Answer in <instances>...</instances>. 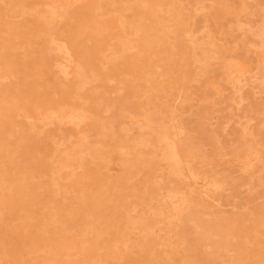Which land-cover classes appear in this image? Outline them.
Segmentation results:
<instances>
[{
    "label": "rangeland",
    "instance_id": "rangeland-1",
    "mask_svg": "<svg viewBox=\"0 0 264 264\" xmlns=\"http://www.w3.org/2000/svg\"><path fill=\"white\" fill-rule=\"evenodd\" d=\"M47 1L46 0H37V1L34 0L33 4H32V0H25L24 2L22 0L21 1L17 0V3H16V0H0V46L4 45V46L0 47V86H1L0 87L1 88L0 94H2V95H0V99H1L0 101H2L1 102L2 104L0 103V137H2L1 140L6 139L5 142H3L4 140L3 141L0 140V153L1 152L3 153L5 151L8 152V153L5 152L6 154L3 153L4 156H3V154H2V156L0 155V159H1L0 160V174L2 173L0 175V183H1V179H2V182L6 180L4 182V185H3V183H2V186L0 184V193H1L0 194V231L2 230L1 231L2 233L0 232V234H1L0 240L3 238L0 241V264H29V263L30 264H37V263L38 264H55V263L56 264H61V263L63 264V262H64V264H72V263L76 264V263H74L75 260H76V262L81 260L80 261L81 263L77 262V264L78 263L79 264H88V263L89 264H130V262H132V261L135 262L134 264H140L139 261L141 262V264H180V263L181 264H188V263L190 264V261H191V264H196V263L197 264H203L205 259L207 260L206 261L207 264H216V263H218V264H232V263L233 264L234 263L239 264V262L241 264H244L243 262H245L246 264H251L253 262V260H254V262H253L254 264H256L257 262L259 264H264V258H262L261 255H259L261 253H264V243H262L261 240H260V242L258 240V238H259V239H262V241H264V237H262V236H264V233H262V232H264V230H262V229H264V216H261V215H264V48H262V46H264V44H262V43H264V39H261L262 43H260L261 40L256 38V37H258L257 34H259V38H264V30H262V26H264V25L261 24V22L264 23V18H262V17H264V11H262V10H264V7H261V6H264V0H221V2H220V0H218L219 3L224 4V5L221 4L222 6L219 3H216V0H170V1L169 0H164V1L163 0H155V1L153 0V2L151 0H145V1L144 0H69V1L68 0H49L50 3H49V1L48 2ZM147 1H149V2L151 1V3L149 4V2H147ZM225 1L228 2L229 4L226 3ZM240 1H242V2H240ZM57 2L61 3V5L63 3L64 4L61 6ZM97 2H98V4H97ZM154 2H155V4H154ZM158 2L161 4H159ZM163 2H164V4H162ZM136 3L139 5H137ZM170 3H172V4H170ZM20 4H23V5H20ZM37 4L39 5V7ZM67 4H69V5H67ZM141 4L144 6L141 7ZM35 5H37V6L34 8ZM48 5L51 7H48ZM95 5L97 7L94 8L93 6H95ZM151 5H153V6H151ZM160 5H161V7H162V5H164V6L161 8ZM167 5H170V8ZM171 5H173V7H171ZM202 5H203V7H202ZM53 6H55V7H53ZM77 6L78 7L81 6L80 9L82 8L83 10L85 8H87V9H85L84 12L85 13L88 12L89 14L88 13H86V14H88L89 16L86 14H83V10L78 9ZM84 6H85V8H84ZM150 6L152 7V10H151ZM155 6H157L156 9H155ZM223 6L226 7L227 10ZM228 7H231V8L233 7L232 9H236V10L233 11L231 8H228ZM239 7L241 8L240 10L238 9ZM15 8L19 9V11H20V8L21 9L23 8L21 12H18V13H20V15L17 13L18 10ZM24 8H27L28 10L24 9ZM51 8H53L52 9L53 11H51ZM97 8L99 10H97ZM160 8L163 11L159 12ZM171 8L174 10H178L179 12L173 11ZM13 9L16 10V12H14ZM153 9H155L156 11H154ZM43 10H45V11H43ZM47 10H50V12H52V13L48 12ZM62 10H64L65 13L64 12L62 13ZM243 10H245V11L247 10L248 13L247 12L245 13V11H243ZM23 11L27 12V13L25 14ZM96 11L99 12V14ZM148 11H151V12H149L151 14V15L149 14V17L154 16V17H152V19H150V22L152 25L150 24V22H148L149 19L146 18V17H148V15H147ZM28 12H30V14L32 16L30 14H28ZM45 12H47L48 14ZM139 12H140V14H139ZM43 13H45L46 15ZM144 13H145V15H144ZM169 13H171V14H169ZM216 13H217V15H216ZM234 13H236V14H234ZM63 14H64V17H63ZM141 14H143V15H141ZM165 14L166 15L169 14L168 15L169 18L166 19ZM174 14L176 17L173 16ZM242 14H244V15H242ZM170 15L173 16V19L170 18V17H172ZM224 15H225V17H224ZM25 16L28 17V19ZM29 16L32 18H29ZM34 16H36L38 18H36ZM144 16H146V17H144ZM215 16L217 18L222 17V19H217ZM22 17H23V20L24 19L26 20L24 22H26L27 24H25L23 22V20L20 19ZM57 17H58V19H57ZM70 17L73 19H71ZM83 17H84V19H82ZM101 17H102V19H101ZM118 17H120V19H118ZM157 17H159V19ZM180 17L182 19L178 20V18H180ZM44 18L45 19L47 18V20H45ZM86 18H88V19H86ZM121 18H123L124 22H123V20H121ZM168 19H170L171 21H169ZM174 19H175V21H174ZM184 19H185V21H184ZM74 20L76 21V23ZM82 20H83V22H82ZM181 20H183V21H181ZM186 20H188V21H186ZM55 21H57L56 24H55ZM90 21L92 23L94 22L93 25H91L92 23L87 25V23H89ZM98 21L100 24L98 23ZM126 21H128L127 25L124 24V23H127ZM132 21H134V22H133V24H131V26L132 25L135 26L134 27L135 30L129 24V23H132ZM161 21L163 23H161ZM189 21H190V23H188ZM17 22H20V23H17ZM28 22L30 24L31 23L32 24L29 25ZM68 22H70V23H68ZM79 22L82 26H79L80 24L77 25V23H79ZM103 22L108 25V28H107V25H105ZM138 22L139 23L142 22L141 23L142 25L138 24ZM13 23H16L17 25L13 24ZM21 23H23V24H21ZM73 23H74V25H73ZM117 23H119V25ZM153 23H156L155 26ZM234 23H236V24H234ZM34 24H35V26H34ZM36 24H38L39 26L41 24V27H40L41 29ZM59 24H60V26H59ZM121 24H123V25H121ZM135 24L138 25V28L136 27L137 25H135ZM179 24H181V25H179ZM182 24H184V25H182ZM66 25H67V27H66ZM68 25H70L71 27ZM96 25H97V27H96ZM120 25H121V27H119ZM128 25L133 30L129 29ZM144 25H145V28H143ZM146 25L149 28H147ZM158 25L161 28V32H163L164 34L163 33H159L161 35L158 34V32H160V28L158 27ZM14 26L18 27V29ZM21 26H23L22 28L24 30L21 28ZM27 26H28L29 30L32 32L31 34H34V36L33 35H31L32 37L28 36V35H30V31L28 32ZM29 26H31V27H29ZM32 26H33V29L35 28V30H33V29L31 30ZM63 26H65V27H63ZM72 26H74L75 28L77 27V28L75 29ZM94 26L96 29H93ZM181 26H183V27H181ZM43 27H45V28H43ZM109 27H111V28H109ZM156 27H158V28H156ZM238 27H240V28H238ZM153 28H154V30L156 29L158 31L157 32L155 30L156 34L154 33L155 32L154 30H151ZM162 28H164V29H162ZM177 28H179V29H177ZM222 28H223V33H221ZM258 28H259V30H262V34H261V31L259 33ZM4 29L5 30L7 29L8 31L7 30L6 31L8 33L5 32ZM72 29H74L76 32L75 33L73 31V35H72V32H70V31H72ZM109 29H111L113 32H111V30H109ZM137 29H138V31H136ZM173 29H175L177 31H175ZM229 29H232V33H229V32H231V31H229ZM237 29H239V30H237ZM251 29H253V31H251ZM17 30L18 31L21 30L22 33L19 31L21 33V35H20V33H18ZM37 30H40V31H37ZM80 30L85 35L84 39L85 40L87 39L86 41L83 40V38H82L83 35H82V32H80ZM95 30L97 31V33L95 32ZM142 30H144L143 31L144 33L142 32ZM145 30H146V33H145ZM147 30H148V32H147ZM182 30H184V31H182ZM190 30H191V32H190ZM98 31H100L101 34L103 33L100 37L98 36V35H100L98 33ZM105 31H107V32L105 33ZM120 31L122 33L124 32L123 35ZM180 31L182 32V34ZM187 31H189V33H191V34H188ZM23 32H24V34H23ZM69 32L71 35L69 34ZM79 32H80V35H82L81 37L79 35ZM165 32H167V33H165ZM212 32H213V34H212ZM224 32H228V33H224ZM252 32H254V33H252ZM44 33H48V35L47 34L45 35ZM67 33H68V35H66ZM95 33H96V35H95ZM139 33H140V35H139ZM186 33H187V35H186ZM219 33H221L222 35H219ZM18 34L20 35V37H18L19 36ZM39 34H41V35H39ZM110 34H111V36L114 34V37L116 35H119L120 37L118 39V36H116L118 40L113 39L114 37H110L112 39V41H111L108 37V36H110ZM126 34H127V36H126ZM146 34H147V36L150 35V37L147 38ZM154 34H155V37L157 35L158 36L155 38ZM165 34H167V36H169L168 39H167ZM180 34L182 37L180 36ZM184 34H185V36H184ZM208 34L210 35V37H208L209 36ZM254 34H255V36H254ZM36 35H38V36H36ZM61 35L62 36L65 35L64 37H66L68 41L66 40V38L65 39L62 38ZM88 35H89V38H88ZM164 35H165V37H164ZM73 36H75V38ZM96 36H98L99 38ZM122 36H124L126 39H124V37H122ZM128 36H129V38H128ZM131 36H134V37L130 38ZM135 36H137V37H135ZM173 36H175V39L173 38ZM179 36L181 37L180 39H179ZM222 36H223V38H222ZM39 37H40V39H39ZM77 37H79V38L76 39ZM91 37H94V38H91ZM142 37H144V39ZM176 37L179 40H177ZM2 38L4 39L5 44H4V41ZM10 38H12V39H10ZM26 38L29 41L26 40ZM80 38L82 39V42H80L81 41ZM95 38H97V39H95ZM18 39L21 40V42L17 41ZM90 39L91 40L95 39V40L94 41L92 40L93 41L92 42ZM170 39H172V41ZM223 39H224V42H223ZM34 40L36 41L35 43H33ZM74 40L76 41V43L73 42ZM164 40H165V42H164ZM166 40L167 41L169 40L168 41L169 43ZM193 40L196 41V43ZM209 40H212V41H209ZM6 41H7V43H6ZM11 41L13 43H15V42L16 43L12 44ZM22 41H24V42L22 43ZM98 41L99 42L101 41V42L98 43ZM109 41H111L112 45H110ZM120 41L122 42V44ZM129 41H130V43L128 44ZM136 41L139 43H137ZM173 41L174 42L176 41L178 43H176V45H174L175 43ZM186 41H188V43H186ZM57 42H58V44H57ZM161 42L164 43L165 46H163L164 44H162ZM209 42H210V45H209ZM218 42L220 45L222 44L223 46H220L218 44ZM8 43H9V46L6 45ZM124 43H126L129 46H126V44H124ZM190 43H191V45H190ZM192 43L197 44V45H194L196 48L192 45ZM211 43H214L215 45L214 44L211 45ZM33 44H35L34 48H33V46L30 47ZM67 44H68V46H67ZM137 44H139L140 46ZM169 44H171V45H169ZM260 44H262V45H260ZM13 45H15V47ZM16 45H19V46L16 47ZM45 45H46V47H45ZM101 45L103 46V48L106 51L103 50ZM186 45H187V47L189 46L191 48H186L185 47ZM109 46H111V47L109 48ZM113 46H115V47H113ZM125 46H126L127 51L125 50ZM169 46L170 47L172 46L171 47L172 50L170 49ZM173 46H175V47H173ZM28 47H30V48H28ZM41 47H42V50H41ZM106 47H107V49H106ZM119 47H121V48L119 49ZM129 47L131 48V50ZM135 47L138 49H135ZM147 47H148V49L150 47H152V48H150L148 50ZM256 47H257V50H256ZM4 48H6L7 52L4 50ZM31 48H33L32 49V50H34L33 52H31ZM78 48H80V50ZM100 48H102V50H100ZM142 48H144V50ZM153 48L154 49L157 48V49L154 50ZM158 48H160V49H158ZM192 48H194V49L192 50ZM203 48H205V49L203 50ZM212 48H213V50H212L213 53L211 52ZM109 49H111L110 50L111 52L109 51ZM116 49H117V51H116ZM151 49H153L156 52H154L153 50L150 51ZM27 50H28V52H26ZM112 50L113 51L115 50L116 52L114 53V52H112ZM119 50L122 52V55H121V52ZM136 50H138V53ZM139 50H140V52L142 51L143 53L142 52L140 53ZM165 50L167 53H165ZM170 50L172 52V55H171ZM189 50H191V51H189ZM204 51L207 54L210 53V56H205L206 54H203ZM75 52H78V53H75ZM104 52H105V54H104ZM147 52L148 53L150 52V53L148 54ZM190 52H191V55L189 54ZM127 53H129V55ZM130 53H132V55ZM160 53H163V54H160ZM186 53H188V54H186ZM196 53H197V55H196ZM24 54H26V56ZM33 54H35V55H33ZM85 54H87V55H85ZM109 54H110V56L111 55L112 56L110 57ZM113 54H114V57H113ZM116 54L118 55V57H116V59H111L112 57L115 58V56H117ZM151 54L152 55L156 54L155 55L156 57L152 56ZM165 54H167L170 57H168V56L166 57ZM181 54H183V55L185 54L186 56L185 55L182 56ZM198 54H199V56H198ZM50 55L53 58H50ZM139 55H140V57H138ZM147 55L148 56L150 55L152 57L149 56V58L148 57L145 58V56H147ZM160 55H162V56H160ZM193 55H194V57H192ZM200 55L203 56V58L206 57V59L207 58L210 60L212 58H215V59H213L211 61L210 60L208 61V59L202 60V57H200ZM85 56H86V58H85ZM143 56H144V58H143ZM158 56L163 57L161 60L162 62L159 61ZM108 57H109V60H108ZM171 57H173L174 59ZM189 57L191 59L194 58L197 60L196 61H194V59L191 60ZM22 58H23V60H22ZM29 58L31 59L32 62L30 61ZM118 58H121V59H119L120 61L118 60ZM130 58H132L131 61H130ZM137 58H139V59L137 60ZM150 58H152V59H150ZM157 58H158V64L156 62ZM14 59H15V61H14ZM39 59H40V61H39ZM106 59L110 63L108 61H106ZM124 59H126V61H124ZM147 59H148V62H147ZM233 59H234V61H233ZM16 60L17 61L19 60V61L17 62ZM100 60H102V61H100ZM127 60H129L130 62H128ZM139 60L140 61L144 60V61H143V63L142 62L140 63ZM27 61H29L28 65L31 64V66L26 65ZM197 61H198V63L196 64ZM103 62H105V64ZM125 62H128V63H125ZM131 62H133V64ZM145 62H146V64L151 63V65L148 64V67L149 68L151 67L150 68L151 71H152V67H153L154 63L158 67L160 66L159 69H163V70L160 71L158 69V67L157 66L155 67V65H154L153 68L156 69L155 72L160 71L159 72L160 74L157 72L154 73V71L151 72L152 73L151 74L148 72L150 70L147 67V65L145 64ZM203 62H204V64L202 65ZM38 63H39V65H38ZM43 63L46 66L43 65ZM54 63H55V65H54ZM160 63L162 65H163V63H165V65H167V66L166 67H165V65L162 66ZM242 63H245V64L243 65ZM3 64H5V66H3ZM13 64H14V66H12ZM101 64L103 67H105L103 70L101 69ZM109 64H110V66H109ZM128 64H129V66H127ZM192 64H193V66H192ZM199 64H200V67H199ZM21 65H23V66H21ZM37 65H38V67H36ZM171 65L174 67H172ZM201 65H202V67H201ZM11 66H12V68H11ZM170 66H171V68H170ZM52 67H55V68H52ZM137 67H138V69H137ZM203 67H204V69L205 68H207V69L203 70ZM28 68H32V69L29 70ZM125 68L128 71V73L125 70ZM194 68H196L198 70L196 71V69H194ZM243 68H244V70H243ZM26 69H28V70H26ZM122 69H124V70L122 71ZM170 69H171L172 75L170 74ZM200 69H202L204 72ZM245 69H246V71H245ZM135 70L139 71V73L138 72L136 73ZM188 70H190V71L188 72ZM224 70H226V71H224ZM91 71L93 73H91ZM111 71L114 73H112ZM163 71L164 72L166 71V73H167V74L163 73L165 76L162 75ZM176 71L177 72L179 71V75H177V76L174 75V74H178ZM115 72H117V73L115 74ZM130 72H132L134 74L132 75V73H130ZM199 72L201 73L200 74L201 76L199 75ZM226 72H228V74H226ZM81 73L83 74V76L81 75V77H80ZM135 73H136V75H135ZM191 73H194V74H191ZM195 73L199 77H195V76H197ZM86 74L88 77L86 76ZM94 74H96V75H94ZM110 74H112V75L114 74V77L112 75L110 76L111 78L108 77V75H110ZM121 74H123L124 76L122 75L120 77L119 75H121ZM184 74H187L189 76L187 77ZM202 74L206 80L203 78ZM238 74H240L241 76H238ZM90 75H94V76L91 77ZM98 75H99L100 79L98 78ZM128 75H131V77ZM152 75L154 76L153 78H152ZM161 75L163 76L162 78H161ZM104 76H107V77H104ZM136 76H137L138 80H137ZM145 76H147V78ZM40 77H44L45 81H44V78H40ZM51 77H52V79H51ZM118 77L119 78L124 77V78H122V80L124 81V79H125L126 81L123 82ZM148 77L151 78L152 81ZM190 77L192 79L193 78L194 79L192 80ZM31 78H32V80H31ZM38 78H39V80H38ZM101 78H102V80H101ZM141 78H142V80H144V78H146V79L144 81H142ZM172 78H173V80H171ZM195 78L198 80H196ZM224 78H226V79H224ZM232 78H233V80H232ZM83 79H85L84 81L89 80V82H91V83L88 82L89 85L85 84ZM134 79L138 82H136ZM2 80H3V82H2ZM46 80H47V82H46ZM76 80H77V82H76ZM149 80L151 81L150 83H149ZM157 80H159V81H157ZM166 80H167V82H164V86H163V90H162L161 85H163V81H166ZM188 80H189V83H188ZM87 81H86V83H87ZM92 81H93V83H92ZM96 81H98L99 84H97ZM172 81L175 84L172 83ZM206 81H208V82H206ZM168 82H170L171 84ZM209 82H211V83H209ZM4 83H5V86H4ZM46 83H47V86H46ZM205 83H207L206 86H205ZM19 84H20V87L17 86ZM37 84H38V86H36ZM92 84H94V85H92ZM136 84L137 85L140 84V85L137 86ZM165 84L166 85L168 84V85L166 86ZM85 85H87V87H85ZM124 85L126 86L127 89L125 88ZM112 86H113V88H112ZM147 86L148 87L150 86V87L148 88ZM170 86L172 88H170ZM179 86H182V87H179ZM237 86H239V87H237ZM29 87H30V89H29ZM36 87H38V88H36ZM103 87H105V88L103 89ZM136 87H139V90L142 92V94H140L141 92ZM159 87L161 89H159ZM175 87L176 88L178 87V89H176L177 91L175 90ZM132 88H133V91H132ZM164 88H165V90H164ZM167 88H168V90H167ZM83 89H84V91H82ZM93 89H94V91L96 89L97 92H94ZM130 89H131V91H130ZM27 90H28V92H27ZM144 90H145V92H143ZM171 90H172V92H171ZM184 90H186L187 93H185L186 91H184ZM149 91H150V93H149ZM117 92H119V93H117ZM126 92L131 93L130 94L131 96H129V93H126ZM27 93H28V95L26 96ZM99 93H102L103 95L102 94L99 95ZM186 94H187V96H186ZM3 95H5L6 97ZM75 96H77V97H75ZM128 96H129V99H128ZM144 96H147V98H149V99L144 98ZM99 97H100V99H98ZM2 98H3V100H2ZM79 98L80 99L84 98V99L80 100ZM88 98L90 99L89 101H88ZM106 98H108V100ZM184 98L186 100L188 99V101H185ZM134 99L140 100L141 103L138 102L137 100H134ZM46 100L49 101V102L47 101L49 104L46 102ZM86 100H87V102H86ZM119 100H121V102L123 101L122 102L123 104L122 103L120 104ZM127 100H128V103H127ZM145 100L146 101L148 100V101L146 102ZM41 101L42 102L45 101L44 104ZM69 101H71V103ZM104 101L106 103H104ZM3 102H4V104H3ZM95 102L98 103L99 105L103 104V106L101 105L102 108L99 106V108H100L99 109L97 106L98 104H96ZM117 102L120 105L119 104L115 105V104H117ZM68 103H69V105H67ZM72 103H73V105H72ZM107 103H109L108 104L109 106L107 105ZM129 103H130V105H129ZM142 103H144V104H142ZM10 104H12V106ZM104 104H106V105H104ZM124 104L126 106L127 105L128 106L126 107ZM89 105L92 108H90ZM121 105L124 108L126 107V111L123 110L124 108ZM35 106L37 109L35 108ZM45 106L48 109H46ZM49 106H50V108H49ZM58 106H60V107H58ZM104 106H107V107L104 108ZM115 106H117V107H115ZM134 106L137 109H134L135 108ZM61 107H62V109H61ZM87 107H88V109H87ZM132 107H133V110H132ZM83 108H84V111H82ZM117 108H118L119 112H118V110L116 111ZM127 108L129 111L127 110ZM85 109H87L86 112H85ZM17 110H19V112ZM55 110H57L58 112ZM97 110H99V111L101 110V112H99ZM141 110L143 112H141ZM46 111L48 113L49 112L50 113L48 114ZM109 111H111V112H109ZM75 112L77 114H79V116ZM90 112L91 113L93 112L94 114L90 115ZM96 112L98 114H95ZM121 112H123V114ZM127 112H128V114H127ZM132 112H134V114H136V115H134ZM60 113H62V115ZM110 113H112V114H110ZM114 113L116 114V116ZM130 113H132L134 116L132 115L130 117V115H131ZM55 114H57L56 118L54 117ZM63 114H64V116H63ZM108 114L111 116V118ZM42 115H44V116L41 117ZM67 115H68V118H67ZM81 115H82V118H81ZM92 115H93V117H92ZM98 115L103 116V118L106 116L107 117L102 119L101 117L99 118ZM127 115H129V116H127ZM15 116H18V118ZM112 116H113V119H112ZM137 116H140V117H137ZM13 117H15V118H13ZM52 117H53V119H52ZM118 117H120V118H118ZM132 117L137 119V120L135 121L134 119H132ZM3 118H5V119H3ZM25 118H27V119H25ZM165 118H166V120H165ZM39 119H40V121H39ZM45 119L49 122H53L54 124L53 123L50 124ZM56 119H60V120H56ZM82 119H84V120H82ZM149 119L153 120L155 122L152 121L150 124V123H148V122H150ZM159 119H160V121H159ZM54 120H56V121H54ZM90 120H92V121H90ZM103 120H104V123L106 122L105 126L103 125L104 124ZM145 120H147L148 122ZM7 121L9 122V124ZM138 121H139V123L142 122L143 124L140 123L141 124L140 125L138 123ZM10 122H12V124ZM56 122H58V123L60 122L61 124L59 123L60 124L59 125ZM63 122H64V124H63ZM114 122L118 123V124H115ZM145 122H147V124H145ZM80 123L83 125H81ZM154 123H156V124H154ZM70 124H72V126ZM113 124H115V125H113ZM148 124H150V127ZM31 125L33 127L35 126L36 130L34 128H32ZM57 125H58V127H57ZM84 126H87V127L89 126V127L87 128ZM115 126H116V128H115ZM29 127H31L32 129ZM59 127H61V128H59ZM96 127H99V128H96ZM118 127H119V129H118ZM125 127H127L128 130H127V128L125 129ZM57 128H59V131L57 130ZM68 128H69V130H68ZM113 128H114V130H113ZM155 128H157V129H155ZM33 129H34L36 134L33 133L34 132ZM61 129H62V131H61ZM75 129H79V130H75ZM85 130H87V131H85ZM180 130L182 133L180 132ZM80 131L82 133H80ZM83 131H85V132H83ZM115 131H117V132H115ZM56 132L60 133V135L57 134ZM86 132H88V133L86 134ZM136 132L139 133L140 135L138 134L139 135L138 136ZM3 133H6V134L3 135ZM32 133L37 135L38 137L35 135L33 136ZM65 133H67V134H65ZM118 133L120 134V136L118 135ZM149 133H151V134H149ZM154 133L155 134L159 133L158 138H157V135H155ZM11 134H14V135H11ZM23 134H25V135H23ZM64 134H65V137H66V135L68 136L66 138L64 137L65 139L63 138ZM76 134H77V136H76ZM122 134L126 135L127 137L122 135ZM57 135H59L60 137ZM94 135H95V137H94ZM173 135L175 137H173ZM5 136H6V138H3ZM69 136H71V137H69ZM86 136H87V138H86ZM128 136H130V137H128ZM8 137H10V138H8ZM30 137H31V140L29 139ZM93 137H94V140L92 142L91 139H93ZM133 137H135V138H133ZM18 138H19V140H17ZM20 138L23 140V141L21 140L22 142L20 141ZM124 138H125V140H123ZM159 138L161 139V141H159L160 140ZM162 138L165 140L162 141ZM182 138H183V140H181ZM57 139H59V140H57ZM87 139H88V143H86ZM128 139H130V140L128 141ZM131 139H133L134 141L132 140L133 142H131ZM32 140H34V141H32ZM60 140H62L63 142ZM80 140H82L81 141L82 143H79L80 144V147H79V144H77V143L80 142ZM83 140L89 146H86L85 143H83ZM121 140H123V141H121ZM146 140H148V142ZM56 141H58V142H56ZM68 141L70 144L68 143ZM98 141H100V142H98ZM154 141H156V142H154ZM180 141H183V142L181 143ZM8 142H10L12 145L10 146V144H8ZM95 142H98L97 143L98 145L101 143V147H100V145H99V147H95V146H98L97 144L94 145ZM110 142H112L111 145H113L114 148H113V146L110 145ZM1 143L3 144V146ZM5 143H6V146H4ZM32 143H34L35 146L37 145L39 148H37V146L34 147V145H32ZM54 143L57 146H55ZM58 143H59V145H58ZM75 143H76V145H75ZM104 143H106L108 146L110 145V147H112L113 149H110V147L106 148ZM180 143L183 145L181 146ZM150 144H152V145L150 146ZM28 145L31 148L30 147L28 148ZM43 145L44 146L46 145L47 148L44 147L43 151H40V148L42 150ZM116 145H118V147ZM163 145L164 146L166 145V147H164ZM184 145H186V146L184 147ZM1 146H2V148H1ZM81 146L83 147L82 150H81ZM85 146H86V148H85ZM92 146H94V147H92ZM102 146H104V147H102ZM16 147L17 148L19 147L18 150L16 149ZM21 147H25V149L21 148ZM49 147L52 148L53 150L52 149L50 150ZM67 148H68V152L66 151ZM70 148H72V149H70ZM84 148H85V152L83 150ZM101 148L103 150H105V152ZM8 149H10V150H8ZM38 149H39V152H38ZM57 149L59 150L58 151L59 153L55 151ZM61 149L62 150L66 149L65 153H68V155L62 154L63 152H60ZM136 149H138L137 152H136ZM187 149L191 151L190 154H192V155H190V157H189V151H187ZM32 150L35 154H33V152H31ZM69 150H74V151H69ZM89 150L90 151L93 150V152H94V150H96L97 152L100 150V152L97 153L95 151L94 154L95 153L96 154L94 155L93 152H91L89 154L88 153ZM167 150H168V152L170 151L169 154H168ZM11 151H12V153H11ZM44 151H45V154H44ZM101 151H103L105 154ZM142 151H145V152H142ZM171 151H172V153H171ZM23 152H25L24 156L21 155V153L23 154ZM48 152L50 154H48ZM75 152H76V154L77 153L78 154L76 156L74 155L75 157H71V155L73 156V154H75ZM160 152H162V154ZM183 152H184V154H183ZM15 153H17V154H15ZM37 153L39 155H36ZM51 153H52V155H51ZM138 153H140V155L142 153V155L140 156ZM11 154H12V156L14 154L15 155L12 157ZM46 154H48L49 156L47 157ZM79 154L81 156H83L86 160L88 158L87 161L85 159H83V157L80 158V162H82V161L86 162V163L82 164L81 166L79 165L81 163L78 162L79 157H81V156H79ZM98 154L100 155V157ZM171 154H174V155H171ZM29 155H31V156H29ZM40 155L42 158L40 157ZM57 155H58V158H57ZM64 155L65 156L67 155V157H65ZM88 155L89 156L91 155V156L89 157ZM10 156L13 160L10 158ZM27 156L30 158H28ZM68 156H70V157L68 158ZM77 156H79V157H77ZM86 156H87V158H86ZM104 156L106 157V161H107L108 165L105 164L106 161H104V162L102 161L105 158ZM123 156H125L127 158H125ZM172 156H174V157H172ZM3 157H4V159H3ZM59 157H60V159H61V157H63L64 159L63 160L61 159L62 160L61 161L59 159ZM120 157L123 159V161ZM132 157L135 158V160ZM140 157H141V159H140ZM183 157H184V159H183ZM130 158L132 160H130ZM185 158H187V159H185ZM8 159H10V161ZM94 159H95V161H94ZM158 159H160V161ZM23 160H24V162H23ZM66 160H67V163H66ZM142 160H143V162L146 161V163H142V162L139 163L138 162V161H142ZM30 161H32V162H30ZM46 161H48V162H46ZM118 161H120L119 162L120 164L116 163ZM154 161H156V163H153ZM51 162L53 163V166L55 164H56L55 166L58 165L57 166L58 168L55 166L53 167ZM54 162H55V164H54ZM20 163H21V165H20ZM70 163H72V164H70ZM7 164L9 165V167ZM44 164H45V166H44ZM61 164H64L65 166H63ZM86 164L87 165L90 164L89 167ZM134 164H135V167H134ZM156 164L158 167L156 166ZM38 165L39 166L41 165V166L39 167ZM48 165H49V167L47 168ZM59 165L61 166V168ZM72 165H73V167H72ZM77 165L80 167H78ZM83 165H84V167L82 170ZM97 165L100 167V171L102 174L100 173L99 167ZM127 165L128 166L130 165V167H128ZM23 166H26L24 168L25 174L23 173ZM66 166H68L67 170H66ZM154 166H155V168H154ZM186 166H188V167H186ZM193 166L195 167V169ZM44 167H45V169H44ZM63 167H65V168H63ZM126 167H128V168H126ZM175 167L176 168L179 167V168L175 169ZM182 167L185 169H183ZM41 168H42V170H41ZM94 168H97V174L95 173L96 169H94ZM158 168H160V169L158 170ZM180 168L183 170H181ZM186 168L188 169V171ZM16 169L19 173L16 171ZM56 169H60V170H56ZM155 169H157V170H155ZM12 170H13V172L11 173ZM27 170H28V172H27ZM55 170H56V172H54ZM71 170H73L74 172ZM92 170H93V172H92ZM154 170L157 172H155ZM193 170H194V172H193ZM30 171L32 173H30ZM76 171L77 172L79 171L78 174ZM83 171L86 174H84ZM89 171L91 172V174L89 173ZM152 171H154V172H152ZM181 171H183V173ZM189 171L193 172V174ZM126 172H127V174H126ZM140 172H143V173H140ZM186 172L188 174H186ZM5 173H6V176H4ZM14 173H16V175ZM27 173H30V174H27ZM44 173L47 175V178H45L46 175L42 176V175H44ZM59 173L61 175L63 174V176H61V175H59V176L55 175L54 176L53 175V174H59ZM92 173H94V175ZM117 173H119L120 175L119 174L117 175ZM33 174H36V175H33ZM50 174L52 176H54L55 178H57V176L60 177V179H57L58 183H55V184L53 183L54 182L53 180L55 178L52 180L51 179L52 176ZM67 174H69V177ZM87 174L90 177H92L93 180H90V178L88 179ZM142 174H143V176H142ZM184 174H186V176ZM190 174H192V175H190ZM12 175H14V176H12ZM48 175L51 177H49ZM79 175L80 176L82 175V177H80ZM83 175L86 178H84ZM114 175L117 176L118 178L115 177ZM168 175H171V176L168 177ZM188 175L190 178L188 177ZM3 176H4V178H3ZM73 176H75V177H73ZM77 176H79V177H77ZM124 176H125V178H124ZM193 176H194V178H193ZM15 177H16V179H15ZM18 177H20V178L18 179ZM38 177H39V180H38ZM112 177L117 178L118 181L117 180L115 181V179L113 180ZM136 177H137V179H136ZM23 178L25 180H29V181H25ZM40 178H41V180H40ZM42 178H45V179L42 180ZM75 178H77V180ZM111 178H112V180H111ZM133 178L135 179L134 181L132 180ZM178 178H179V181L177 180ZM22 179L25 182H23ZM67 179L68 180L70 179V180L68 181ZM72 179L73 180L75 179L77 181V183L75 182V184H76L75 186H74V182H72L73 181ZM86 179H88V180H86ZM94 179H95V181H94ZM10 180H11V182H10ZM18 180L19 181L21 180V181L19 182ZM82 180H84L85 182L87 181L91 185L88 184L87 182L84 183ZM109 180H111V181H109ZM127 180L128 181L130 180V181L128 182ZM51 181H53V182H51ZM63 181H64V183H63ZM66 181L70 182L69 183L70 186L69 185L66 186V184H68ZM112 181H114V183ZM15 182H16V184H15ZM22 182L25 183V185ZM40 182H42V183L40 184ZM47 182L50 183L49 186H50V189L52 191L50 189H48L49 186H48ZM71 182H72V184H71ZM93 182L96 183L97 185H95ZM125 182H126V185H125ZM130 182L132 184H130ZM145 182L148 184H146ZM180 182H182L181 185H180ZM27 183H28L29 188L27 187ZM29 183H30V186H29ZM43 183L46 185H44ZM78 183H80V185H82V186L84 185V186L82 187ZM8 184H9V186H8ZM21 184H22V186H20ZM128 184H130V185H128ZM137 184H138V186H137ZM33 185H34V187H33ZM64 185L66 188H64ZM85 185L88 187L89 186H91V187H89V189H88V187L86 188ZM104 185H105V187H104ZM121 185L123 188L121 187ZM23 186H25V187H23ZM31 186L34 189L36 188V190L38 189L37 191H39V190L40 191L39 192H37L36 190L34 191V189H32ZM39 186L40 187L43 186V187H41L42 189H40ZM78 186L82 187V188H79ZM96 186H98V188ZM99 186L103 187L104 189H102ZM117 186L118 187L120 186L121 188L120 187L118 188ZM143 186L145 187V189ZM4 187H7V188H5L6 191L4 190ZM13 187H15V188H13ZM20 187H21V189H23L22 191L19 190L21 195H20L19 191L17 190V188L20 189ZM57 187H59V189ZM107 187H109L108 190H107ZM116 187H117V189H116ZM129 187L131 189L130 192L128 191ZM24 188L26 190H24ZM136 188H137V191H136ZM159 188H161V189H159ZM13 189H15V190H13ZM54 189L56 191H58V193L54 194V192H56V191H53ZM85 189H86V191H85ZM132 189H134V190H132ZM142 189H143V191H142ZM60 190L61 191L65 190L66 193L64 191L61 193ZM74 190L77 192L79 191L78 194H76V192H74ZM104 190H107L106 194L103 192L105 195H102L103 194L102 191H104ZM46 191H47V193H46ZM135 191H136V193H135ZM36 192H37V194H36ZM50 192L51 193L53 192L52 194L55 198L53 196H51V197L49 196V195H52ZM137 192H139V195ZM140 192H142L143 194L142 193L140 194ZM34 193H35V196H34ZM48 193H50V194H48ZM59 193H61V195H58ZM73 193H74V199L72 198ZM109 193H110V195H109ZM75 194H76V196H75ZM85 194H87V195H85ZM117 194H119V195H117ZM134 194H136V195H134ZM14 195H15V197H14ZM29 195H31V197H29ZM88 195H89V197H88ZM131 195H132V197H131ZM184 195H186V196H184ZM60 196L62 198H60ZM63 196L66 198L67 202L65 199L63 200V198H64ZM108 196H109V198H108ZM125 196H127L128 198L131 197L132 201L129 200ZM137 196H139V197L141 196L140 198H141L142 202L140 201V198H138ZM33 197H35V199H34L35 202L32 201ZM97 197L99 199H97ZM104 197H105V199H104ZM12 198L14 199V201H12ZM15 198H18V199H15ZM113 198H114V200H112ZM133 198L135 199L134 201H133ZM29 199L32 201V203H30L31 201ZM41 199L43 201H40ZM57 199L60 200V202H58ZM70 199H71V202H70ZM179 199H182V200H180V203H183L182 205L179 204ZM185 199H186V201H185ZM53 200L54 201L56 200L55 203ZM97 200L99 202H97ZM144 200L147 203H145V202L143 203ZM148 200H150V201L148 202ZM9 201H10L11 206L8 205ZM72 201H74V203L75 202H77V203L74 204ZM19 202H23V203H19ZM64 202H66V203H64ZM87 202H88V204H87ZM130 202H132V203H130ZM140 202H141V204H140ZM69 203H72L71 206H69ZM102 203H103V205H102ZM120 203H122V204L120 205ZM128 203H130V204H128ZM137 203H139V204H137ZM20 204H22L20 206L21 209L19 207ZM30 204H32V206ZM45 204H47V205L50 204V205L46 206ZM54 204H56V205H54ZM59 204H61V205L58 206ZM85 204H87L89 207L85 206V209H84ZM134 204H136L137 206ZM80 205H82V208L78 209V206L81 207ZM109 205H111L110 208H108ZM129 205H130V207H129ZM188 205H190L191 207ZM8 206L11 208L9 209ZM57 206L59 207L58 209H57ZM62 206H63V208H62ZM258 206H260L259 209H258ZM64 207H66V208H64ZM95 207H96V210L93 211V209H95ZM177 207L181 210V212H180V210H177L178 209ZM68 208H70V210ZM131 208H133V209L130 211ZM189 208L192 210H190ZM42 209H44L45 211ZM194 209H196V212H194L195 211ZM255 209H257V210H255ZM9 210H10V212L11 211L12 212L10 213ZM60 210H61V212H60ZM65 210H66V212H64ZM125 210L128 213H125ZM251 210H253L254 212ZM22 211H24V212H22ZM52 211L54 212V214H51ZM185 211L187 213H185ZM205 211H206V213H205ZM114 212H117V213H115L117 216L114 214ZM121 212H122V214H120ZM18 213H20V214H18ZM67 213H70V214H67ZM83 213H84V217H83ZM94 213H95V215H94ZM198 213L199 214L201 213L200 215H202V216H200ZM9 214L11 215V217H9L10 216ZM91 214L94 216H92V217L89 216ZM166 214H168V216H166ZM190 214L192 215V218L190 217L191 216ZM212 214H213V216H212ZM12 215H14V216H12ZM40 215H41V219H44L45 221L39 219ZM43 215H44V217H43ZM56 215H58V216H56ZM114 215H115V217H114ZM119 215H123V216H119ZM196 215L197 216L199 215L198 217L201 218L202 220L198 219V217ZM214 215H216L217 218H215L216 216L214 217ZM232 215L234 217H232ZM6 216H8V217H6ZM19 216H20V218H19ZM118 216H119V218H118ZM138 216H140L142 220L140 219V217L138 218ZM142 216L145 218H142ZM164 216H166V218ZM171 216H173L174 219H173V217L171 219ZM240 216H242L243 219ZM111 217H113V218H111ZM169 217H170V219H169ZM244 217H246L247 219ZM48 218H49V220L50 219L51 220L48 221ZM55 218H56V220H55ZM73 218L75 220H73ZM89 218L90 219L94 218V219L90 220ZM152 218H153V220H152ZM177 218H179V219L177 220ZM210 218H212V219L214 218L212 220L213 222H211ZM4 219H6L5 220L6 222L4 221ZM7 219L9 222L7 221ZM17 219H19V220H17ZM106 219H108V220L106 221ZM122 219H124V220H122ZM129 219L130 220L132 219L131 221L133 224H130L131 221ZM145 219L149 222L155 220L153 222L154 224L152 222L149 223L150 225H152L150 227V225L148 224V222ZM168 219H169V221H168ZM80 220H81V223H80ZM88 220H89V222H88ZM135 220H137V221H135ZM138 220H140V221H138ZM188 220H190V221H188ZM216 220L219 221V222L217 221L219 223L218 225H217ZM241 220H243V221H241ZM245 220L247 222L248 221L251 222V224L250 223H249L250 225L247 224V222ZM145 221H146V224H145ZM156 221H158V222H156ZM176 221L181 222V223L179 224ZM221 221H222V223H221ZM224 221H226L227 223H229V221H230L231 224L229 223L227 225L226 222H225L226 224H224L223 223ZM47 222H49V224ZM83 222L85 223L84 227L82 225ZM120 222H121V224H120ZM136 222L137 223L139 222V225L136 224ZM193 222H194V224H193ZM201 222H202V224H201ZM233 222L235 224H233ZM236 222H238V223H236ZM255 222H256V224H255ZM50 223H51V225H50ZM71 223H73V224H71ZM90 223H92V224H90ZM128 223L130 224V226ZM143 223H144V226H143ZM207 223H209L210 227H208ZM244 223H246L247 225ZM2 224H3V227H1ZM46 224H48V227ZM58 224L60 225V227ZM62 224L65 226V228H63L64 226ZM105 224H107V225H105ZM115 224H117V225H115ZM222 224L225 226L223 227ZM242 224H243V227H242ZM92 225L93 226L95 225V226L93 227ZM119 225H120V227H119ZM231 225H234V226H231ZM8 226H10V227H8ZM142 226H143V228H142ZM213 226L214 227L216 226L215 228L218 231H214L215 228ZM227 226L229 227V229ZM11 227H12V229H14V228L15 229L11 230ZM18 227H19V230L17 229ZM174 227H175V229H174ZM196 227H198L200 229H198ZM204 227H206V228H204ZM211 227H212L213 231L211 230ZM66 228H68V229H66ZM69 228H72L71 233H70L71 229H69ZM73 228L76 231H74ZM139 228L142 229V232H140ZM207 228H210L209 230L211 231L212 234L211 233L209 234L210 231ZM222 228H226L229 230L228 231L229 235L227 237H226L227 232L225 233L223 231L226 229H222ZM80 229H82V230H80ZM103 229H104V231H103ZM127 229H129V231ZM143 229H145V230H143ZM238 229H239V231H238ZM258 229H260V231ZM64 230H66L67 233H69V234L65 233L66 231L64 232ZM132 230H133V232H131ZM134 230H136V231H134ZM236 230H237V232H236ZM207 231H208V233H206ZM44 232H45V234L43 235ZM61 232L63 234H61ZM84 232H86V233H84ZM150 232H151V234H149ZM174 232H175L176 236L174 235ZM193 232H197V235H195L196 233H193ZM202 232L204 233V235ZM213 232H215V234ZM230 232L234 236L233 235L231 236ZM251 232L253 235L251 234ZM142 233H144L145 235ZM216 233H217V235H216ZM239 233H241V234H239ZM13 234H15L16 236ZM30 234H32V235H30ZM47 234H48V236H47ZM53 234H54V236H53ZM84 234L87 235L88 237L85 236ZM198 234L199 235L201 234V235L199 236ZM205 234L207 236V239L208 238L211 239V240L209 239V242L211 241L210 243H212L214 241V239L216 240L211 244L212 247L208 245L209 243H208V240L205 239L206 237L204 238ZM73 235H75V236L73 237ZM142 235L144 237H142ZM152 235H154V236H152ZM218 235L221 237L223 236L224 238L222 239L220 237V239L218 240V237H219ZM257 235H259L258 238H257ZM32 236L33 237L35 236V237L33 238ZM238 236L240 238V241H239ZM127 237L129 239H127ZM178 237H179V239H178ZM248 237H250V238H248ZM251 237L254 238L253 241H252ZM6 238H8V239L6 240ZM81 238L83 239V242H82ZM152 238H153V240H152ZM155 238H156V240H155ZM203 238L205 241H203ZM247 238H248V240H246ZM255 238H257V240ZM14 239L16 241L19 239L18 241H21V242L20 243L18 241L16 242ZM48 239H50V240H48ZM59 239H60V241H59ZM86 239H87V241H85ZM182 239L184 241H182ZM126 240L129 243L132 242L131 244L133 246L129 243H126L127 242ZM135 240L138 241L141 245H144L143 247H148V248H143L140 245H137V242L135 243ZM162 240H164V241L166 240V241L164 242ZM174 240H175V242H177V245H176V243L175 244L172 243ZM194 240L196 242H200V241H203V242L197 243V244L201 245V246H199L196 244V242ZM121 241H122L121 244H123V245H121V247H120L118 242L120 243ZM150 241L152 244L150 243ZM168 241H170L169 244H168ZM190 241H191V244H193V245H191L192 247L194 245L198 246V247L196 246V251H194L195 248L192 249V251H190L191 250V246L189 245ZM235 241L236 242L239 241L241 243V245H240V243L238 242L239 244L237 246L238 247L237 249L231 247V246H234L235 244H237ZM248 241L252 242V243L248 244ZM108 242H109V244H108ZM183 242H185V243H183ZM187 242H189V243H187ZM205 242H207V243H205ZM84 243H85V246H84ZM186 243L188 244V246L186 245ZM225 243H227L229 245V247L233 248L234 251H233V249L228 248L227 247L228 245L226 246ZM260 243L262 245H260ZM68 244H71V245H68ZM114 244H116V245H114ZM126 244L127 245L129 244L130 247H128ZM158 244L159 245L161 244L162 248H160V246ZM171 244L173 245V247ZM202 244H204V245H202ZM165 245H166V249L164 248ZM175 245H176V248L174 247ZM178 245L180 246V248H178L179 247ZM223 245H225L227 248L224 247ZM113 246L115 247V249L113 248ZM126 246H127L128 250H130L129 252H128ZM182 246L184 248H181ZM82 247H84V248H82ZM101 247H103V249ZM168 247H169V250H168ZM188 247H190V248H188ZM234 247H236V245ZM120 248H121V250H120ZM124 248H125V250H124ZM141 248H142V250H141ZM177 248H178V250H177ZM197 248H199V250H197ZM23 249H24V251H23ZM77 249H79V250L81 249V251H79V250L77 251ZM150 249H152L153 251ZM181 249H182V252H186L191 258L186 253H183L184 255L182 254L180 256V254L182 253ZM187 249H188V251H186ZM213 249H215V250H213ZM248 249H250V250H248ZM21 250H22V252H21ZM67 250L68 251L72 250V251H70V253H68ZM83 250H84V252H82ZM116 250H118V251H116ZM147 250H149L150 252H148ZM164 250L168 251V254H167V252L164 254V252H165ZM211 250H213V251H211ZM258 250H259V253H258ZM33 251H35V252H33ZM97 251L100 253H98ZM162 251H164V252L162 253ZM189 251H190V253H189ZM215 251H217V252H215ZM220 251H222V252H220ZM36 252L38 255L35 254ZM39 252L41 254H39ZM120 252H121V254H120ZM160 252L162 253V255L163 254L164 255L163 256L159 255ZM57 253L59 254V256ZM122 253L123 254L125 253V254L122 255ZM127 253L129 255V259H128V257H126V256H128V255H126ZM176 253L178 254V256ZM210 253L213 255H211ZM256 253L258 254V256ZM114 254H116V255H114ZM118 254H120V255H118ZM172 254H173V256H172ZM253 254H254V256H256L255 258L253 256ZM143 255H144V258H143ZM147 255L148 256L151 255V256L146 257ZM186 255L189 258H187ZM218 255L219 256L222 255V256L219 257ZM19 256L20 257L24 256V257L20 258ZM86 256H88L89 259ZM140 256H141V260L138 259V257L140 258ZM174 256H176L177 260H176V258L173 260ZM184 256H186V257H184ZM246 256L248 257V259ZM262 256H264V254H262ZM116 257H117V259H116ZM130 257H136L135 259L138 263L135 260H133L134 258H130ZM159 257H160V259H159ZM197 257L200 259L203 258V262H201L202 259L200 261V259H198ZM206 257H208V258H206ZM233 257H234V260H233ZM60 258L63 260L62 261L59 260ZM79 258H80V260H79ZM81 258H83V259H81ZM84 258H86L87 260L86 259L84 260ZM181 258L182 259L186 258V260L185 259L182 260ZM240 258L242 260H240ZM249 258H250L251 262H249L250 261ZM259 258H261V259H259ZM142 259L145 261H143ZM158 259L159 260L163 259V260L161 262ZM243 259H245V260H243ZM7 260H8V262H7ZM57 260L60 263H57L58 262ZM97 260H99V261H97ZM153 260H154V262L156 261V263H153ZM164 260L165 261L167 260L166 263L164 262ZM181 260H182V262H181ZM188 260H190V261L188 262ZM208 260H210V261H208ZM226 260L228 261V263H224V262H226ZM258 260H260V261H258ZM51 261L54 263H52ZM71 261H72V263H71ZM206 263H204V264H206ZM131 264H133V263H131Z\"/></svg>",
    "mask_w": 264,
    "mask_h": 264
},
{
    "label": "bare ground",
    "instance_id": "bare-ground-1",
    "mask_svg": "<svg viewBox=\"0 0 264 264\" xmlns=\"http://www.w3.org/2000/svg\"><path fill=\"white\" fill-rule=\"evenodd\" d=\"M18 1H19V0H18ZM20 1H21V0H20ZM22 1L24 2L25 0H22ZM33 1H34V0H32V4H33ZM36 1H37V0H36ZM46 1H47V0H46ZM48 1H49V0H48ZM48 1H47V2H48ZM68 1H69V0H68ZM144 1H145V0H144ZM151 1L153 2V0H151ZM151 1H150V2L147 1V2H149V4H150ZM154 1H155V0H154ZM163 1H164V0H163ZM169 1H170V0H169ZM217 1H218V0H216V3H219V1H218V2H217ZM10 2H11V1H10ZM30 2H31V1H30ZM43 2H44V1H43ZM62 2H63V1H62ZM91 2H92V1H91ZM99 2H100V1H99ZM156 2H157V1H156ZM161 2H162V1H161ZM220 2H221V0H220ZM225 2H226V1H225ZM240 2H242V1H240ZM243 2H244V1H243ZM16 3H17V0H16ZM27 3H28V2H27ZM49 3H50V1H49ZM57 3H58L59 5H61V3H59V2H57ZM81 3H82V2H81ZM158 3H159V2H158ZM226 3H228V2H226ZM34 4H35V3H34ZM51 4H52V3H51ZM63 4H64V3H63ZM63 4H62V5H63ZM97 4H98V2H97ZM136 4H137V3H136ZM144 4H145V3H144ZM154 4H155V2H154ZM159 4H161V3H159ZM162 4H164V2H163ZM166 4H167V3H166ZM170 4H172V3H170ZM219 4L221 5V4H223V3H219ZM228 4H229V3H228ZM259 4H260V3H259ZM9 5H10V4H9ZM12 5H13V4H12ZM20 5H23V4H20ZM37 5H38V4H37ZM37 5H35L34 8H35ZM62 5H61V6H62ZM67 5H69V4H67ZM99 5H100V4H99ZM137 5H139V4H137ZM147 5H148V4H147ZM157 5H158V4H157ZM217 5H218V4H217ZM223 5H224V4H223ZM225 5H226V4H225ZM239 5H240V4H239ZM256 5H257V4H256ZM43 6H44V5H43ZM61 6H60V7H61ZM64 6H65V5H64ZM89 6H90V5H89ZM142 6H144V5L141 4V7H142ZM151 6H153V5H151ZM151 6H150V7H151ZM163 6H164V5H162V7H163ZM167 6L170 8V5H167ZM221 6H222V5H221ZM228 6H229V5H228ZM248 6H249V5H248ZM22 7H23V6H22ZM38 7H39V5H38ZM48 7H51V6L48 5ZM53 7H55V6H53ZM65 7H66V6H65ZM77 7H78V6H77ZM80 7H81V6H80ZM80 7H78V9H80ZM93 7L95 8V7H97V6L95 5V6H93ZM160 7H161V5H160ZM162 7H161V8H162ZM171 7H173V5H171ZM202 7H203V5H202ZM223 7H224V6H223ZM255 7H256V6H255ZM261 7H264V6H261ZM18 8H19V7H18ZM75 8H76V7H75ZM84 8H85V6H84ZM143 8H144V7H143ZM156 8H157V6H155V9H156ZM161 8H160V11H159V12L163 11V10H161ZM174 8H175V7H174ZM224 8H226V7H224ZM228 8H231V7H228ZM232 8H233V7H232ZM232 8H231V9H232ZM245 8H246V7H245ZM250 8H251V7H250ZM15 9H17V8H15ZM22 9H23V8H22ZM22 9L20 8V11H19V9H17V10H18L17 13H18V12H21ZM24 9H27V8H24ZM45 9H46V8H45ZM52 9H53V8H51V11H53ZM85 9H87V8H85ZM85 9H84V10H83L82 8L80 9V10H83V14L88 13V12H86V13L84 12ZM141 9H142V8H141ZM155 9H153V10L156 11ZM165 9H166V8H165ZM171 9H172V8H171ZM199 9H200V8H199ZM201 9H202V8H201ZM238 9L240 10L241 8L239 7ZM238 9H237V10H238ZM13 10H14V9H13ZM27 10H28V9H27ZM30 10H31V9H30ZM30 10H29V11H30ZM36 10H37V9H36ZM41 10H42V9H41ZM59 10H60V9H59ZM68 10H69V9H68ZM88 10H89V9H88ZM88 10H87V11H88ZM97 10H99V9L97 8ZM151 10H152V7H151ZM172 10H173V11H178V10H174V9H172ZM221 10H222V9H221ZM226 10H227V8H226ZM232 10L234 11V10H236V9H232ZM248 10H249V9H248ZM253 10H254V9H253ZM37 11H38V10H37ZM43 11H45V10H43ZM47 11L50 12V10H47ZM92 11H93V10H92ZM170 11H171V10H170ZM243 11H245V10H243ZM249 11H250V10H249ZM262 11H264V10H262ZM14 12H16V10H14ZM23 12H24V11H23ZM38 12H39V11H38ZM63 12H64V10H62V13H63ZM66 12H67V11H66ZM77 12H78V11H77ZM93 12H94V11H93ZM96 12H97V11H96ZM144 12H145V11H144ZM149 12H151V11H148V14H147L148 17H149V14H150ZM157 12H158V11H157ZM165 12H166V11H165ZM167 12H168V11H167ZM178 12H179V11H178ZM178 12H177V13H178ZM230 12H231V11H230ZM246 12H247V10L245 11V13H246ZM24 13L26 14L27 12H24ZM31 13H32V12H31ZM39 13H40V12H39ZM39 13H38V14H39ZM45 13H47V12H45ZM45 13H43V14H45ZM50 13H52V12H50ZM53 13H54V12H53ZM64 13H65V12H64ZM67 13H68V12H67ZM97 13L99 14V12H97ZM145 13H146V12H145ZM145 13H144V15H145ZM224 13H225V12H224ZM247 13H248V12H247ZM18 14L20 15V13H18ZM22 14H23V13H22ZM28 14H30V12H28ZM28 14H27V15H28ZM32 14H33V13H32ZM47 14H48V13H47ZM77 14H78V13H77ZM79 14H80V13H79ZM88 14H89V13H88ZM88 14H86V15H88ZM137 14H138V13H137ZM139 14H140V12H139ZM139 14H138V15H139ZM169 14H171V13H169ZM169 14H168V15H169ZM178 14H179V13H178ZM221 14H222V13H221ZM225 14H226V13H225ZM234 14H236V13H234ZM19 15H18V16H19ZM30 15H31V14H30ZM40 15H41V14H40ZM40 15H39V16H40ZM45 15H46V14H45ZM51 15H52V14H51ZM51 15H50V16H51ZM54 15H55V14H54ZM141 15H143V14H141ZM150 15H151V14H150ZM165 15H166V14H165ZM168 15H166V19L169 18ZM216 15H217V13H216ZM242 15H244V14H242ZM31 16H32V15H31ZM42 16H43V15H42ZM76 16H77V15H76ZM84 16H85V15H84ZM88 16H89V15H88ZM90 16H91V15H90ZM111 16H112V15H111ZM113 16H114V15H113ZM170 16H172V15H170ZM173 16H175V14H174ZM173 16L170 17V18L173 19ZM219 16H220V15H219ZM222 16H223V15H222ZM235 16H236V15H235ZM19 17H20V16H19ZM25 17H26V16H25ZM34 17H36V16H34ZM34 17H33V18H34ZM40 17H41V16H40ZM43 17H44V16H43ZM63 17H64V14H63ZM144 17H146V16H144ZM148 17H146V18L149 19L148 22H150V19H152V17H154V16H152V17L150 16L149 18H148ZM175 17H176V16H175ZM177 17H178V16H177ZM187 17H188V16H187ZM215 17H216V16H215ZM224 17H225V15H224ZM26 18L28 19V17H26ZM29 18H32V17L29 16ZM36 18H38V17H36ZM59 18H60V17H59ZM70 18H71V17H70ZM157 18L159 19V17H157ZM216 18H217V17H216ZM262 18H264V17H262ZM262 18H261V19H262ZM20 19L23 20V17L20 18ZM44 19H45V18H44ZM57 19H58V17H57ZM63 19H64V18H63ZM71 19H73V18H71ZM71 19H70V20H71ZM82 19H84V17H83ZM86 19H88V18H86ZM90 19H91V18H90ZM99 19H100V18H99ZM99 19H98V20H99ZM101 19H102V17H101ZM105 19H106V18H105ZM116 19H117V18H116ZM116 19H115V20H116ZM118 19H120V17H118ZM154 19H155V18H154ZM154 19H153V20H154ZM160 19H161V18H160ZM176 19H177V18H176ZM179 19H182V18L180 17V18H178V20H179ZM217 19H222V17H221V18L219 17V18H217ZM235 19H236V18H235ZM37 20H38V19H37ZM45 20H47V18H46ZM45 20H44V21H45ZM68 20H69V19H68ZM121 20H123V18H121ZM139 20H140V19H139ZM168 20L171 21L170 19H168ZM24 21H26V20L24 19L23 22H24ZM72 21H73V20H72ZM74 21H75V20H74ZM78 21H79V20H78ZM84 21H85V20H84ZM101 21H102V20H101ZM101 21H100V22H101ZM106 21H107V20H106ZM106 21H105V22H106ZM174 21H175V19H174ZM176 21H177V20H176ZM181 21H183V20H181ZM181 21H180V22H181ZM184 21H185V19H184ZM186 21H188V20H186ZM261 21H262V20H261ZM46 22H47V21H46ZM53 22H54V21H53ZM56 22H57V21H55V24H56ZM63 22H64V21H63ZM63 22H62V23H63ZM82 22H83V20H82ZM112 22H113V21H112ZM123 22H124V20H123ZM123 22H122V23H123ZM126 22H127V23H124V24L127 25V24H128V21H126ZM133 22H134V21H132V23H129L130 26H131V24H133ZM17 23H20V22H17ZM24 23L27 24L26 22H24ZM62 23H61V24H62ZM66 23H67V22H66ZM68 23H70V22H68ZM75 23H76V21H75ZM90 23H92V22L90 21L89 23H87V25L90 24ZM93 23H94V22H93ZM93 23H92L91 25H93ZM98 23H99V21H98ZM103 23H104V22H103ZM141 23H142V22H141ZM141 23L138 22V24H141ZM161 23H163V22L161 21ZM177 23H178V22H177ZM183 23H184V22H183ZM188 23H190V21H189ZM13 24H16V23H13ZM21 24H23V23H21ZM25 24H24V25H25ZM28 24L31 25L32 23L30 24V23L28 22ZM78 24H80V22L77 23V25H78ZM96 24H97V23H96ZM99 24H100V23H99ZM104 24H105V23H104ZM109 24H110V23H109ZM117 24L119 25V23H117ZM150 24H151V22H150ZM153 24H154V26H155L156 23H153ZM234 24H236V23H234ZM261 24L264 25V23H262V22H261ZM16 25H17V24H16ZM36 25H38V24H36ZM43 25H44V24H43ZM43 25H42V26H43ZM73 25H74V23H73ZM77 25H76V26H77ZM105 25H107V24H105ZM112 25H113V24H112ZM121 25H123V24H121ZM121 25H120L119 27H121ZM135 25H137V24H135ZM141 25H142V24H141ZM151 25H152V24H151ZM179 25H181V24H179ZM182 25H184V24H182ZM185 25H186V24H185ZM262 25H261V26H262ZM34 26H35V24H34ZM44 26H45V25H44ZM59 26H60V24H59ZM68 26H70V25H68ZM79 26H82V25L80 24ZM102 26H103V25H102ZM128 26H129V25H128ZM130 26H129V29H132V28L135 27V26L132 25V26H131L132 28H131ZM188 26H189V25H188ZM188 26H187V27H188ZM235 26H236V25H235ZM240 26H241V25H240ZM14 27H16V26H14ZM22 27H23V26H21V28H22ZM24 27H25V26H24ZM29 27H31V26H29ZM38 27L40 28V27H41V24H40V26L38 25ZM63 27H65V26H63ZM66 27H67V25H66ZM70 27H71V26H70ZM72 27H74V26H72ZM96 27H97V25H96ZM115 27H116V26H115ZM136 27L138 28V25H137ZM140 27H141V26H140ZM146 27H147V25H146ZM158 27H159V25H158ZM158 27H156V28H158ZM181 27H183V26H181ZM190 27H191V26H190ZM258 27H259V26H258ZM11 28H12V27H11ZM16 28L18 29V27H16ZM21 28H20V29H21ZM27 28H28V26H27ZM39 28H38V29H39ZM43 28H45V27H43ZM74 28H75V27H74ZM76 28H77V27H76ZM76 28H75V29H76ZM103 28H104V27H103ZM107 28H108V25H107ZM109 28H111V27H109ZM116 28H117V27H116ZM143 28H145V25H144ZM147 28H149V27H147ZM147 28H146V29H147ZM159 28H160V27H159ZM185 28H186V27H185ZM236 28H237V27H236ZM236 28H235V29H236ZM238 28H240V27H238ZM256 28H257V27H256ZM14 29H15V28H14ZM22 29H23V28H22ZM32 29H33V26H32V28H31V30H32ZM40 29H41V28H40ZM56 29H57V28H56ZM68 29H69V28H68ZM78 29H79V28H78ZM78 29H77V30H78ZM93 29H96L95 26H94ZM112 29H113V28H112ZM121 29H122V28H121ZM139 29H140V28H139ZM162 29H164V28H162ZM177 29H179V28H177ZM188 29H189V28H188ZM219 29H220V28H219ZM4 30H5V29H4ZM4 30H3V31H4ZM6 30H7V29H6ZM6 30H5V32L8 31V30H7V31H6ZM15 30H16V29H15ZM23 30H24V29H23ZM26 30H27V29H26ZM33 30H35V28H34ZM60 30H61V29H60ZM62 30H63V29H62ZM77 30H76V31H77ZM91 30H92V29H91ZM98 30H99V29H98ZM101 30H102V29H101ZM109 30H111V29H109ZM118 30H119V29H118ZM124 30H125V29H124ZM132 30H133V29H132ZM132 30H131V31H132ZM134 30H135V28H134ZM149 30H150V29H149ZM151 30H154V28L151 29ZM151 30H150V31H151ZM155 30H156V29H155ZM155 30H154V31H155ZM173 30H175V29H173ZM173 30H172V31H173ZM217 30H218V29H217ZM227 30H228V29H227ZM237 30H239V29H237ZM249 30H250V29H249ZM255 30H256V29H255ZM258 30H259V28H258ZM258 30H257V31H258ZM262 30H264V26H262ZM262 30H259V33H260V31H261V34H262ZM17 31H18V30H17ZM19 31L21 32V30H19ZM19 31H18V33H20ZM29 31H30V30H29V28H28V32H29ZM37 31H40V30H37ZM43 31H44V30H43ZM56 31H57V30H56ZM69 31H70V30H69ZM73 31L75 32L74 29H72V31H70V32H72V35H73ZM103 31H104V30H103ZM121 31H122V30H121ZM121 31H120V32H121ZM136 31H138V29H137ZM143 31H144V30H142V32H143ZM150 31H149V32H150ZM156 31H157V30H156ZM156 31L154 32L155 34H156ZM166 31H167V30H166ZM175 31H177V30H175ZM182 31H184V30H182ZM220 31H221V30H220ZM229 31H231V32H229V33H232V29H229ZM251 31H253V29H251ZM35 32H36V31H35ZM70 32H69V34H70ZM77 32H78V31H77ZM80 32H82V31L80 30ZM80 32H79V35H80ZM93 32H94V31H93ZM95 32L97 33L96 30H95ZM106 32H107V31H105V33H106ZM111 32H113V31L111 30ZM139 32H140V31H139ZM147 32H148V30H147ZM157 32H158V31H157ZM170 32H171V31H170ZM180 32H181V31H180ZM187 32H188V34H191V33H189V31H187ZM190 32H191V30H190ZM7 33H8V32H7ZM9 33H10V32H9ZM21 33H22V32H21ZM21 33H20V35H21ZM31 33H32V32L30 31V35H28V36H31V35L34 36V34H31ZM36 33H37V32H36ZM41 33H42V32H41ZM63 33H64V32H63ZM75 33H76V32H75ZM96 33H95V35H96ZM98 33L100 34V35H98L99 37L103 34V33L101 34L100 31H98ZM121 33H122V32H121ZM123 33H124V32H123ZM123 33H122V35H123ZM130 33H131V32H130ZM143 33H144V32H143ZM143 33H142V34H143ZM145 33H146V30H145ZM150 33H151V32H150ZM159 33H163V32H161V28H160V32H158V34H159ZM165 33H167V32H165ZM184 33H185V32H184ZM210 33H211V32H210ZM210 33H209V34H210ZM221 33H223V28H222ZM221 33H219V35H222ZM224 33H228V32H224ZM249 33H250V32H249ZM252 33H254V32H252ZM252 33H251V34H252ZM23 34H24V32H23ZM23 34H22V35H23ZM44 34H45V35H46V34L48 35V33H44ZM64 34H65V33H64ZM147 34H148V33H147ZM147 34H146V36H147ZM151 34H152V33H151ZM155 34H154V37H155ZM163 34H164V33H163ZM181 34H182V32H181ZM181 34H180V36H181ZM209 34H208V35H209ZM212 34H213V32H212ZM212 34H211V35H212ZM217 34H218V33H217ZM18 35H19V34H18ZM20 35H19L18 37H20ZM25 35H26V34H25ZM39 35H41V34H39ZM66 35H68V33H67ZM70 35H71V34H70ZM79 35H78V36H79ZM82 35H83V36H82ZM82 35H80V37L82 36L83 40H85V39H84V36H85V35L83 34V32H82ZM93 35H94V34H93ZM115 35H116V34H115ZM135 35H136V34H135ZM139 35H140V33H139ZM159 35H161V34H159ZM165 35H166V37H167V39H168L169 36H167V34H165ZM165 35H164V37H165ZM186 35H187V33H186ZM224 35H225V34H224ZM224 35H223V36H224ZM228 35H229V34H228ZM257 35H258V37H256V38H258V39H260V40H261V39H264V38H259V34H257ZM36 36H38V35H36ZM64 36H65V35H64ZM64 36L61 35V37L65 39L66 37H64ZM98 36H96V37H98ZM116 36H118V39H119L120 36H119V35H116ZM116 36H115V37H116ZM126 36H127V34H126ZM137 36H138V35H137ZM137 36H135V37H137ZM144 36H145V35H144ZM151 36H152V35H151ZM157 36H158V35H157ZM157 36H156V37H157ZM180 36H179V39L182 37V36H181V37H180ZM184 36H185V34H184ZM212 36H213V35H212ZM223 36H222V38H223ZM226 36H227V35H226ZM254 36H255V34H254ZM261 36H262V35H261ZM7 37H8V36H7ZM31 37H32V36H31ZM50 37H51V36H50ZM50 37H49V38H50ZM59 37H60V36H59ZM73 37L75 38V36H73ZM99 37H98V38H99ZM108 37H109V39L112 41V39H111L110 37H114V34H113L112 36H111V34H110V36H108ZM115 37H114L113 39L118 40L117 37H116V38H115ZM122 37H124V36H122ZM122 37H121V38H122ZM132 37H134V36H131L130 38H132ZM149 37H150V35L147 36V38H149ZM152 37H153V36H152ZM156 37H155V38H156ZM190 37H191V36H190ZM208 37H210V35H209ZM227 37H228V36H227ZM34 38H35V37H34ZM78 38H79V37H77L76 39H78ZM88 38H89V35H88ZM91 38H94V37H91ZM106 38H107V37H106ZM128 38H129V36H128ZM142 38L144 39V37H142ZM173 38L175 39V36H173ZM188 38H189V37H188ZM192 38H193V37H192ZM219 38H220V37H219ZM224 38H225V37H224ZM2 39H3V38H2ZM10 39H12V38H10ZM30 39H31V38H30ZM39 39H40V37H39ZM53 39H54V38H53ZM69 39H70V38H69ZM76 39H75V40H76ZM80 39H81V38H80ZM80 39H79V40H80ZM95 39H97V38H95ZM95 39H94V40H95ZM104 39H105V38H104ZM124 39H126V38L124 37ZM137 39H138V38H137ZM157 39H158V38H157ZM176 39H177V37H176ZM179 39H177V40H179ZM186 39H187V38H186ZM193 39H194V38H193ZM216 39H217V38H216ZM26 40H28V39L26 38ZM66 40H67V38H66ZM75 40H74L73 42L76 43ZM86 40H87V39H86ZM86 40H85V41H86ZM90 40H91V39H90ZM92 40H93V39H92ZM92 40H91V41H92ZM94 40H93V41H94ZM133 40H134V39H133ZM170 40L172 41V39H170ZM187 40H188V39H187ZM214 40H215V39H214ZM3 41H4V39H3ZM8 41H9V40H8ZM12 41H13V40H12ZM12 41H11V42H12ZM14 41H15V40H14ZM17 41L21 42V40H19V39H18ZM28 41H29V40H28ZM41 41H42V40H41ZM67 41H68V40H67ZM77 41H78V40H77ZM93 41H92V42H93ZM104 41H105V40H104ZM111 41H109V42H110V45H112V44H111ZM113 41H114V40H113ZM131 41H132V40H131ZM140 41H141V40H140ZM161 41H162V40H161ZM166 41H167V40H166ZM168 41H169V40H168ZM168 41H167V42H168ZM193 41H194V40H193ZM209 41H212V40H209ZM23 42H24V41H22V43H23ZM30 42H31V41H30ZM35 42H36V41L34 40L33 43H35ZM52 42H53V41H52ZM80 42H82V39H81ZM100 42H101V41H100ZM100 42L98 41V43H100ZM120 42H121V41H120ZM120 42H119V43H120ZM136 42H137V41H136ZM136 42H135V43H136ZM164 42H165V40H164ZM173 42H174V41H173ZM179 42H180V41H179ZM194 42L196 43V41H194ZM207 42H208V41H207ZM213 42H214V41H213ZM221 42H222V41H221ZM223 42H224V39H223ZM6 43H7V41H6ZM9 43H10V42H9ZM9 43L6 44V45L9 46ZM15 43H16V42H15ZM15 43L12 42V44H15ZM37 43H38V42H37ZM49 43H50V42H49ZM62 43H63V42H62ZM107 43H108V42H107ZM112 43H113V42H112ZM129 43H130V41L128 42V44H129ZM137 43H139V42H137ZM144 43H145V42H144ZM161 43H162V42H161ZM161 43H160V44H161ZM168 43H169V42H168ZM170 43H171V42H170ZM174 43H175V44H174ZM174 43H173V44L176 45V43H178V42L175 41ZM186 43H188V41H186ZM195 43H194V44L192 43V45H193V46H194V45H197V44H195ZM260 43H262V40L260 41ZM4 44H5V41H4ZM18 44H19V43H18ZM29 44H30V43H29ZM57 44H58V42H57ZM59 44H60V43H59ZM63 44H64V43H63ZM88 44H89V43H88ZM103 44H104V43H103ZM121 44H122V42H121ZM124 44H126V43H124ZM162 44H164V43H162ZM212 44H214V43H211V45H212ZM218 44H219V42H218ZM262 44H264V43H262ZM262 44H260V45H262ZM10 45H11V44H10ZM34 45H35V44L31 45L30 47L33 46V48H34ZM36 45H37V44H36ZM43 45H44V44H43ZM43 45H42V46H43ZM74 45H75V44H74ZM85 45H86V44H85ZM137 45H139V44H137ZM166 45H167V44H166ZM169 45H171V44H169ZM190 45H191V43H190ZM209 45H210V42H209ZM214 45H215V44H214ZM219 45H220V44H219ZM2 46H4V45H2ZM2 46H0V47H2ZM13 46L15 47V45H13ZM17 46H19V45H16V47H17ZM27 46H28V45H27ZM37 46H38V45H37ZM37 46H36V47H37ZM67 46H68V44H67ZM78 46H79V45H78ZM105 46H106V45H105ZM105 46H104V47H105ZM115 46H116V45H115ZM115 46H113V47H115ZM118 46H119V45H118ZM126 46H129V45L126 44ZM126 46H125V50L127 51ZM139 46H140V45H139ZM151 46H152V45H151ZM161 46H162V45H161ZM161 46H160V47H161ZM163 46H165V44H164ZM182 46H183V45H182ZM193 46H192V47H193ZM220 46H223V45L221 44ZM258 46H259V45H258ZM5 47H6V46H5ZM30 47H28V48H30ZM45 47H46V45H45ZM99 47H100V46H99ZM101 47L103 48L102 45H101ZM110 47H111V46H109V48H110ZM113 47H112V48H113ZM116 47H117V46H116ZM123 47H124V46H123ZM145 47H146V46H145ZM152 47H153V46H152ZM152 47H150V48H152ZM169 47H170V46H169ZM171 47H172V46H171ZM171 47H170V49L172 50ZM173 47H175V46H173ZM185 47H186V48H191V47H189V46L187 47V45H186ZM194 47H195V46H194ZM208 47H209V46H208ZM211 47H212V46H211ZM26 48H27V47H26ZM33 48H31V52L34 51V50H32ZM74 48H75V47H74ZM80 48H81V47H80ZM80 48H78V49L80 50ZM84 48H85V47H84ZM102 48H100V50H102ZM120 48H121V47H119V49H120ZM129 48H130V47H129ZM150 48H149V49H150ZM163 48H164V47H163ZM195 48H196V47H195ZM219 48H220V47H219ZM258 48H259V47H258ZM262 48H264V46H262ZM35 49H36V48H35ZM78 49H77V50H78ZM81 49H82V48H81ZM96 49H97V48H96ZM106 49H107V47H106ZM117 49H118V48H117ZM117 49H116V51H117ZM135 49H138V48L135 47ZM139 49H140V48H139ZM142 49L144 50V48H142ZM142 49H141V50H142ZM145 49H146V48H145ZM147 49H148V47H147ZM149 49H148V50H149ZM153 49H154V48H153ZM153 49H151L150 51H152ZM155 49H157V48H155ZM155 49H154V50H155ZM158 49H160V48H158ZM193 49H194V48H192V50H193ZM204 49H205V48H203V50H204ZM4 50L6 51V48H4ZM29 50H30V49H29ZM36 50H37V49H36ZM41 50H42V47H41ZM44 50H45V49H44ZM79 50H78V51H79ZM103 50L106 51L104 48H103ZM110 50H111V49H109V51H110ZM123 50H124V49H123ZM123 50H122V51H123ZM130 50H131V48H130ZM130 50H129V51H130ZM154 50H153V51H154ZM161 50H162V49H161ZM171 50H170V52H171ZM203 50H202V51H203ZM212 50H213V48L211 49V52L213 53ZM256 50H257V47H256ZM259 50H260V49H259ZM8 51H9V50H8ZM39 51H40V50H39ZM71 51H72V50H71ZM73 51H74V50H73ZM92 51H93V50H92ZM116 51H115V50H114V51L112 50V52H114V53H115ZM119 51H120V50H119ZM136 51H137V53H138V50H136ZM136 51H135V52H136ZM157 51H158V50H157ZM189 51H191V50H189ZM194 51H195V50H194ZM202 51H201V52H202ZM205 51H206V50H205ZM205 51H204V52H205ZM208 51H209V50H208ZM6 52H7V51H6ZM26 52H28V50H27ZM99 52H100V51H99ZM107 52H108V51H107ZM110 52H111V51H110ZM120 52H121V51H120ZM124 52H125V51H124ZM139 52H140V50H139ZM141 52H142V51H141ZM141 52H140V53H141ZM154 52H156V51H154ZM158 52H159V51H158ZM163 52H164V51H163ZM204 52H203V54H206L205 56H210V53H208V54H209V55H208L206 52H205V53H204ZM35 53H36V52H35ZM75 53H78V52H75ZM86 53H87V52H86ZM100 53H101V52H100ZM108 53H109V52H108ZM118 53H119V52H118ZM118 53H117V54H118ZM142 53H143V52H142ZM147 53H148V52H147ZM147 53H146V54H147ZM149 53H150V52H149ZM149 53H148V54H149ZM151 53H152V52H151ZM165 53H167L166 50H165ZM212 53H211V54H212ZM9 54H10V53H9ZM27 54H28V53H27ZM101 54H102V53H101ZM104 54H105V52H104ZM117 54H116V55H117ZM127 54L129 55V53H127ZM130 54L132 55V53H130ZM152 54H153V53H152ZM152 54H151V55H152ZM160 54H163V53H160ZM186 54H188V53H186ZM189 54L191 55V52H190ZM24 55L26 56V54H24ZM33 55H35V54H33ZM75 55H76V54H75ZM85 55H87V54H85ZM119 55H120V54H119ZM121 55H122V52H121ZM121 55H120V56H121ZM137 55H138V54H137ZM141 55H142V54H141ZM155 55H156V54H155ZM155 55H152V56H155ZM157 55H158V54H157ZM171 55H172V52H171ZM181 55L184 56L185 54H184V55L181 54ZM190 55H189V56H190ZM196 55H197V53H196ZM196 55H195V56H196ZM9 56H10V55H9ZM11 56H12V55H11ZM31 56H32V55H31ZM31 56H30V57H31ZM73 56H74V55H73ZM101 56H102V55H101ZM109 56H110V54H109ZM111 56H112V55H111ZM111 56H110V57H111ZM123 56H124V55H123ZM149 56H150V55H149ZM149 56L147 55V56H145V58H146V57L149 58ZM152 56H150V57H152ZM160 56H162V55H160ZM160 56H158L159 61H161L162 58H163V57H160ZM165 56L167 57L168 55L165 54ZM185 56H186V55H185ZM198 56H199V54H198ZM211 56H212V55H211ZM214 56H215V55H214ZM2 57H3V56H2ZM27 57H28V56H27ZM113 57H114V54H113ZM113 57H112L111 59H116V57H118V55L115 56V58H113ZM138 57H140V55H139ZM155 57H156V56H155ZM168 57H170V56H168ZM187 57H188V56H187ZM190 57H191V56H190ZM190 57H189V58H190ZM192 57H194V55H193ZM200 57H202V60H204V59L207 60V59H208V58L206 59V57L203 58V56H201V55H200ZM200 57H199V58H200ZM31 58H32V57H31ZM46 58H47V57H46ZM50 58H53V57H51V55H50ZM80 58H81V57H80ZM85 58H86V56H85ZM141 58H142V57H141ZM143 58H144V56H143ZM143 58H142V59H143ZM158 58H157V60H156L157 64H158ZM171 58H173V57H171ZM210 58H211V57H210ZM12 59H13V58H12ZM29 59H30V58H29ZM29 59H28V60H29ZM40 59H41V58H40ZM40 59H39V61H40ZM102 59H103V58H102ZM111 59H110V60H111ZM119 59H121V58H118V60H119ZM122 59H123V58H122ZM128 59H129V58H128ZM131 59H132V58H130V61H131ZM138 59H139V58H137V60H138ZM150 59H152V58H150ZM150 59H149V60H150ZM173 59H174V58H173ZM173 59H172V60H173ZM190 59H191V58H190ZM193 59H194V58H193ZM193 59H191V60H193ZM213 59H215V58H212L211 60H213ZM22 60H23V58H22ZM32 60H33V59H32ZM50 60H51V59H50ZM73 60H74V59H73ZM108 60H109V57H108ZM108 60L106 59V61H108ZM165 60H166V59H165ZM165 60H164V61H165ZM167 60H168V59H167ZM196 60H197V59H194V61H196ZM200 60H201V59H200ZM209 60H210V59H208V61H209ZM211 60H210V61H211ZM14 61H15V59H14ZM14 61H13V62H14ZM16 61H17V60H16ZM18 61H19V60H18ZM18 61H17V62H18ZM24 61H25V60H24ZM30 61H31V59H30ZM46 61H47V60H46ZM100 61H102V60H100ZM116 61H117V60H116ZM119 61H120V60H119ZM124 61H126V59H124ZM127 61L130 62L129 60H127ZM139 61H140V60H139ZM139 61H138V62H139ZM143 61H144V60H143ZM143 61H140V63H141V62L143 63ZM164 61H163V62H164ZM208 61H207V62H208ZM233 61H234V59H233ZM237 61H238V60H237ZM256 61H257V60H256ZM3 62H4V61H3ZM31 62H32V61H31ZM33 62H34V61H33ZM37 62H38V61H37ZM98 62H99V61H98ZM108 62H109V61H108ZM114 62H115V61H114ZM114 62H113V63H114ZM128 62H125V63H128ZM147 62H148V59H147ZM161 62H162V61H161ZM192 62H193V61H192ZM219 62H220V61H219ZM239 62H240V61H239ZM241 62H242V61H241ZM243 62H244V61H243ZM26 63H27L26 65H28V64H29V61H27ZM35 63H36V62H35ZM100 63H101V62H100ZM103 63L105 64V62H103ZM109 63H110V62H109ZM131 63L133 64V62H131ZM167 63H168V62H167ZM170 63H171V62H170ZM174 63H175V62H174ZM197 63H198V61L196 62V64H197ZM205 63H206V62H205ZM58 64H59V63H58ZM114 64H115V63H114ZM129 64H130V63H129ZM129 64H128L127 66H129ZM132 64H131V65H132ZM145 64H146V62H145ZM148 64L151 65V63H148ZM148 64H146L147 67H148ZM160 64H161V63H160ZM160 64H159V65H160ZM190 64H191V63H190ZM200 64H201V63H200ZM200 64H199V67H200ZM203 64H204V62L202 63V65H203ZM233 64H234V63H233ZM239 64H240V63H239ZM242 64L244 65L245 63H242ZM257 64H258V63H257ZM35 65H36V64H35ZM38 65H39V63H38ZM38 65H37L36 67H38ZM43 65H45V64L43 63ZM54 65H55V63H54ZM99 65H100V64H99ZM107 65H108V64H107ZM112 65H113V64H112ZM116 65H117V64H116ZM119 65H120V64H119ZM125 65H126V64H125ZM154 65H155V63L153 64V67H154ZM161 65H162V64H161ZM164 65H165V63H163L162 66H164ZM174 65H175V64H174ZM176 65H177V64H176ZM202 65H201V67H202ZM235 65H236V64H235ZM246 65H247V64H246ZM3 66H5V64H3ZM12 66H14V64H13ZM12 66H11V68H12ZM21 66H23V65H21ZM21 66H20V67H21ZM28 66H31V64L28 65ZM45 66H46V65H45ZM45 66H44V67H45ZM61 66H62V65H61ZM79 66H80V65H79ZM109 66H110V64H109ZM123 66H124V65H123ZM137 66H138V65H137ZM156 66H157V65H155V67H156ZM166 66H167V65H165V67H166ZM171 66H172V65H171ZM171 66H170V68H171ZM192 66H193V64H192ZM206 66H207V65H206ZM236 66H237V65H236ZM42 67H43V66H42ZM42 67H41V68H42ZM74 67H75V66H74ZM112 67H113V66H112ZM153 67H152V71L150 70L151 67H150V68L148 67L149 70H150V71H148L149 73H151V72H153V71H154V73L157 72V71L155 72L156 69H154ZM157 67H158V66H157ZM172 67H174V66H172ZM195 67H196V66H195ZM22 68H23V67H22ZM52 68H55V67H52ZM104 68H105V67H103L102 64H101V69L103 70ZM159 68H160V66L158 67V69H159ZM168 68H169V67H168ZM183 68H184V67H183ZM189 68H190V67H189ZM257 68H258V67H257ZM257 68H256V69H257ZM259 68H260V67H259ZM28 69L30 70V69H32V68H28ZM28 69H26V70H28ZM35 69H36V68H35ZM82 69H83V68H82ZM127 69H128V68H127ZM137 69H138V67H137ZM153 69H154V70H153ZM177 69H178V68H177ZM192 69H193V68H192ZM194 69H196V68H194ZM206 69H207V68L204 69V67H203V70H206ZM222 69H223V68H222ZM2 70H3V69H2ZM14 70H15V69H14ZM24 70H25V69H24ZM33 70H34V69H33ZM72 70H73V69H72ZM111 70H112V69H111ZM116 70H117V69H116ZM120 70H121V69H120ZM123 70H124V69H122V71H123ZM125 70H126V68H125ZM140 70H141V69H140ZM159 70L161 71V70H163V69H159ZM167 70H168V69H167ZM178 70H179V69H178ZM197 70H198V69H196V71H197ZM200 70H202V69H200ZM200 70H199V71H200ZM203 70H202V71H203ZM243 70H244V68H243ZM73 71H74V70H73ZM106 71H107V70H106ZM126 71H127V70H126ZM130 71H131V70H130ZM135 71H136V73H137V72L139 73V71H137V70H135ZM135 71H134V72H135ZM160 71H159V72H160ZM189 71H190V70H188V72H189ZM192 71H193V70H192ZM224 71H226V70H224ZM245 71H246V69H245ZM26 72H27V71H26ZM38 72H39V71H38ZM111 72H112V71H111ZM159 72H157V73H159ZM176 72H177V71H176ZM193 72H194V71H193ZM203 72H204V71H203ZM235 72H236V71H235ZM4 73H5V72H4ZM88 73H89V72H88ZM91 73H93V72L91 71ZM91 73H90V74H91ZM97 73H98V72H97ZM112 73H114V72H112ZM116 73H117V72H115V74H116ZM121 73H122V72H121ZM127 73H128V71H127ZM127 73H126V74H127ZM130 73H132V72H130ZM130 73H129V74H130ZM136 73H135V75H136ZM146 73H147V72H146ZM163 73H166V71H165V72H164V71L162 72V75L165 76ZM177 73H178V74H174V75H176V76L179 75V71H178ZM197 73H198V72H197ZM231 73H232V72H231ZM26 74H27V73H26ZM77 74H78V73H77ZM84 74H85V73H84ZM119 74H120V73H119ZM133 74H134V73H132V75H133ZM143 74H144V73H143ZM147 74H148V73H147ZM151 74H152V73H151ZM159 74H160V73H159ZM166 74H167V73H166ZM170 74H171V69H170ZM180 74H181V73H180ZM182 74H183V73H182ZM187 74H188V73H187ZM187 74H184V75H186V76L188 77L189 75H187ZM189 74H190V73H189ZM191 74H194V73H191ZM195 74H196V73H195ZM200 74H201V73L199 72V75H200ZM226 74H228V72H226ZM226 74H225V75H226ZM13 75H14V74H13ZM20 75H21V74H20ZM81 75L83 76L82 73L80 74V77H81ZM94 75H96V74H94ZM94 75H90V76L93 77ZM103 75H104V74H103ZM111 75H112V74L108 75V77H110ZM122 75H123V74H121V75H119V76L121 77ZM156 75H157V74H156ZM162 75H161V78L163 77ZM171 75H172V74H171ZM196 75H197V74H196ZM225 75H224V76H225ZM229 75H230V74H229ZM61 76H62V75H61ZM86 76H87V74H86ZM112 76L114 77V74H113ZM115 76H116V75H115ZM123 76H124V75H123ZM128 76L131 77V75H128ZM128 76H127V77H128ZM139 76H140V75H139ZM143 76H144V75H143ZM148 76H149V75H148ZM157 76H158V75H157ZM159 76H160V75H159ZM182 76H183V75H182ZM200 76H201V75H200ZM202 76H203V74H202ZM232 76H233V75H232ZM238 76H241V75L238 74ZM28 77H29V76H28ZM87 77H88V76H87ZM104 77H107V76H104ZM104 77H103V78H104ZM116 77H117V76H116ZM145 77L147 78V76H145ZM150 77H151V76H150ZM153 77H154V76L152 75V78H153ZM155 77H156V76H155ZM187 77H186V78H187ZM191 77H192V76H191ZM191 77H190V78H191ZM193 77H194V76H193ZM195 77H199V76L197 75V76H195ZM206 77H207V76H206ZM225 77H226V76H225ZM40 78H44V77H40ZM76 78H77V77H76ZM83 78H84V77H83ZM85 78H86V77H85ZM98 78H99V75H98ZM110 78H111V77H110ZM118 78H119V77H118ZM122 78H124V77H122ZM122 78H119V79L122 80ZM132 78H133V77H132ZM136 78H137V76H136ZM136 78H135V79H136ZM146 78H144V80H145ZM148 78H149V77H148ZM184 78H185V77H184ZM203 78H204V76H203ZM227 78H228V77H227ZM230 78H231V77H230ZM47 79H48V78H47ZM51 79H52V77H51ZM86 79H87V78H86ZM89 79H90V78H89ZM99 79H100V78H99ZM112 79H113V78H112ZM127 79H128V78H127ZM135 79H134V80H135ZM139 79H140V78H139ZM149 79L151 80V78H149ZM158 79H159V78H158ZM191 79H192V78H191ZM193 79H194V78H193ZM193 79H192V80H193ZM195 79H196V78H195ZM199 79H200V78H199ZM204 79H205V78H204ZM207 79H208V78H207ZM224 79H226V78H224ZM31 80H32V78H31ZM38 80H39V78H38ZM84 80H85V79H83V81H84ZM101 80H102V78H101ZM113 80H114V79H113ZM137 80H138V78H137ZM141 80H142V78H141ZM144 80H142V81H144ZM147 80H148V79H147ZM150 80H149V83L152 81V80H151V81H150ZM161 80H162V79H161ZM171 80H173V78H172ZM189 80H190V79H189ZM189 80H188V83H189ZM196 80H198V79H196ZM205 80H206V79H205ZM205 80H204V81H205ZM229 80H230V79H229ZM232 80H233V78H232ZM10 81H11V80H10ZM44 81H45V78H44ZM81 81H82V80H81ZM86 81H87V80H86ZM86 81H84L85 84H88V85H89V83H91V82H89V80L87 81V83H86ZM110 81H111V80H110ZM122 81H123V80H122ZM124 81H126V80L124 79ZM124 81H123V82H124ZM135 81H136V80H135ZM142 81H141V82H142ZM157 81H159V80H157ZM179 81H180V80H179ZM186 81H187V80H186ZM204 81H203V82H204ZM209 81H210V80H209ZM2 82H3V80H2ZM46 82H47V80H46ZM54 82H55V81H54ZM70 82H71V81H70ZM76 82H77V80H76ZM88 82H89V83H88ZM96 82H97V84H99L98 81H96ZM116 82H117V81H116ZM119 82H120V81H119ZM123 82H122V83H123ZM131 82H132V81H131ZM131 82H130V83H131ZM136 82H138V81H136ZM141 82H140V83H141ZM164 82H167V80H166V81H163V85H161L162 90H163ZM206 82H208V81H206ZM23 83H24V82H23ZM26 83H27V82H26ZM32 83H33V82H32ZM92 83H93V81H92ZM134 83H135V82H134ZM146 83H147V82H146ZM146 83H145V84H146ZM168 83H170V82H168ZM172 83H174V82L172 81ZM209 83H211V82H209ZM108 84H109V83H108ZM125 84H126V83H125ZM159 84H160V83H159ZM161 84H162V83H161ZM170 84H171V83H170ZM174 84H175V83H174ZM176 84H177V83H176ZM181 84H182V83H181ZM203 84H204V83H203ZM206 84H207V83H205V86H206ZM24 85H25V84H24ZM48 85H49V84H48ZM75 85H76V84H75ZM92 85H94V84H92ZM101 85H102V84H101ZM134 85H135V84H134ZM136 85H137V84H136ZM138 85H140V84H138ZM138 85H137V86H138ZM149 85H150V84H149ZM165 85H166V84H165ZM167 85H168V84H167ZM167 85H166V86H167ZM4 86H5V83H4ZM17 86L20 87V84L17 85ZM32 86H33V85H32ZM32 86H31V87H32ZM36 86H38V84H37ZM46 86H47V83H46ZM109 86H110V85H109ZM109 86H108V87H109ZM121 86H122V85H121ZM124 86H125V85H124ZM150 86H151V85H150ZM150 86H149V87H150ZM176 86H177V85H176ZM205 86H204V87H205ZM231 86H232V85H231ZM0 87H1V86H0ZM85 87H87V85H85ZM99 87H100V86H99ZM147 87H148V86H147ZM149 87H148V88H149ZM173 87H174V86H173ZM179 87H182V86H179ZM237 87H239V86H237ZM24 88H25V87H24ZM24 88H23V89H24ZM36 88H38V87H36ZM44 88H45V87H44ZM73 88H74V87H73ZM101 88H102V87H101ZM104 88H105V87H103V89H104ZM110 88H111V87H110ZM112 88H113V86H112ZM125 88H126V86H125ZM136 88H138V90H139V87H136ZM140 88H141V87H140ZM142 88H143V87H142ZM144 88H145V87H144ZM151 88H152V87H151ZM168 88H169V87H168ZM168 88H167V90H168ZM170 88H172V87L170 86ZM0 89H1V88H0ZM29 89H30V87H29ZM50 89H51V88H50ZM84 89H85V88H84ZM84 89H83L82 91H84ZM96 89H97V88H96ZM96 89H95V91H94V89H93V91H94V92H97ZM98 89H99V88H98ZM126 89H127V88H126ZM128 89H129V88H128ZM159 89H161V88L159 87ZM176 89H178V87H177V88L175 87V90H176ZM57 90H58V89H57ZM80 90H81V89H80ZM85 90H86V89H85ZM99 90H100V89H99ZM148 90H149V89H148ZM164 90H165V88H164ZM175 90H174V91H175ZM179 90H180V89H179ZM102 91H103V90H102ZM106 91H107V90H106ZM130 91H131V89H130ZM132 91H133V88H132ZM139 91H140V90H139ZM139 91H138V92H139ZM176 91H177V90H176ZM184 91H186V90H184ZM27 92H28V90H27ZM108 92H109V91H108ZM110 92H111V91H110ZM136 92H137V91H136ZM140 92H141V91H140ZM143 92H145V90H144ZM171 92H172V90H171ZM171 92H170V93H171ZM1 93H2V92H1ZM80 93H81V92H80ZM92 93H93V92H92ZM111 93H112V92H111ZM114 93H115V92H114ZM117 93H119V92H117ZM126 93H129V92H126ZM134 93H135V92H134ZM149 93H150V91H149ZM185 93H187V91H186ZM4 94H5V93H4ZM72 94H73V93H72ZM94 94H95V93H94ZM100 94H102V93H99V95H100ZM108 94H109V93H108ZM130 94H131V93H129V96H131ZM140 94H142V92H141ZM0 95H2V94H0ZM27 95H28V93L26 94V96H27ZM29 95H30V94H29ZM41 95H42V94H41ZM55 95H56V94H55ZM102 95H103V94H102ZM105 95H106V94H105ZM109 95H110V94H109ZM109 95H108V96H109ZM147 95H148V94H147ZM202 95H203V94H202ZM3 96H5V95H3ZM3 96H2V97H3ZM106 96H107V95H106ZM113 96H114V95H113ZM113 96H112V97H113ZM129 96H128V99H129ZM186 96H187V94H186ZM188 96H189V95H188ZM203 96H204V95H203ZM5 97H6V96H5ZM75 97H77V96H75ZM94 97H95V96H94ZM94 97H93V98H94ZM114 97H115V96H114ZM114 97H113V98H114ZM138 97H139V96H138ZM138 97H137V98H138ZM54 98H55V97H54ZM96 98H97V97H96ZM96 98H95V99H96ZM109 98H110V97H109ZM121 98H122V97H121ZM125 98H126V97H125ZM144 98H147V96H144ZM185 98H186V97H185ZM185 98H184V99H185ZM187 98H188V97H187ZM6 99H7V98H6ZM51 99H52V98H51ZM56 99H57V98H56ZM66 99H67V98H66ZM79 99H80V98H79ZM79 99H78V100H79ZM81 99H82V98H81ZM81 99H80V100H81ZM83 99H84V98H83ZM83 99H82V100H83ZM98 99H100V97H99ZM106 99L108 100V98H106ZM119 99H120V98H119ZM147 99H149V98H147ZM0 100H1V99H0ZM2 100H3V98H2ZM9 100H10V99H9ZM40 100H41V99H40ZM54 100H55V99H54ZM78 100H77V101H78ZM89 100H90V99L88 98V101H89ZM109 100H110V99H109ZM134 100H137V99H134ZM26 101H27V100H26ZM47 101H48V100H46V102H47ZM75 101H76V100H75ZM101 101H102V100H101ZM119 101H120V104L123 102V101L121 102V100H119ZM137 101L141 103L140 100H137ZM137 101H136V102H137ZM145 101H146V100H145ZM147 101H148V100H147ZM147 101H146V102H147ZM185 101H188V99H187V100L185 99ZM185 101H184V102H185ZM1 102H2V101H0V103H1ZM4 102H5V101H4ZM4 102H3V104H4ZM14 102H15V101H14ZM14 102H13V103H14ZM41 102H42V101H41ZM44 102H45V101H43L42 103L44 104ZM48 102H49V101H48ZM48 102H47V103H48ZM69 102L71 103V101H69ZM78 102H79V101H78ZM86 102H87V100H86ZM98 102H99V101H98ZM111 102H112V101H111ZM7 103H8V102H7ZM24 103H25V102H24ZM73 103H74V102H73ZM73 103H72V105H73ZM79 103H80V102H79ZM93 103H94V102H93ZM95 103H96V102H95ZM101 103H102V102H101ZM104 103H106V102L104 101ZM127 103H128V100H127ZM133 103H134V102H133ZM1 104H2V103H1ZM48 104H49V103H48ZM50 104H51V103H50ZM65 104H66V103H65ZM90 104H91V103H90ZM96 104H98V103H96ZM108 104H109V103H107V105H108ZM118 104H119V103L117 102V104H115V105H118ZM120 104H119V105H120ZM122 104H123V103H122ZM125 104H126V103H125ZM125 104H124V105H125ZM142 104H144V103H142ZM142 104H141V105H142ZM145 104H146V103H145ZM10 105L12 106V104H10ZM67 105H69V103H68ZM92 105H93V104H92ZM94 105H95V104H94ZM101 105L103 106V104H101ZM101 105L98 104V105H97L98 108H99V106L102 108ZM104 105H106V104H104ZM129 105H130V103H129ZM131 105H132V104H131ZM50 106H51V105H50ZM50 106H49V108H50ZM63 106H64V105H63ZM108 106H109V105H108ZM121 106H122V105H121ZM121 106H120V107H121ZM125 106H126V105H125ZM127 106H128V105H127ZM127 106H126V107H127ZM135 106H136V105H135ZM135 106H134V107H135ZM137 106H138V105H137ZM27 107H28V106H27ZM45 107H46V106H45ZM58 107H60V106H58ZM58 107H57V108H58ZM82 107H83V106H82ZM82 107H81V108H82ZM89 107H90V105H89ZM105 107H107V106H104V108H105ZM115 107H117V106H115ZM122 107H123V106H122ZM122 107H121V108H122ZM126 107H125V108L123 107V108H124L123 110L126 111ZM1 108H2V107H1ZM5 108H6V107H5ZM35 108H36V106H35ZM77 108H78V107H77ZM90 108H92V107H90ZM98 108H97V109H98ZM121 108H120V109H121ZM128 108H129V107H128ZM128 108H127V110H128ZM22 109H23V108H22ZM30 109H31V108H30ZM36 109H37V108H36ZM46 109H48V108L46 107ZM61 109H62V107H61ZM87 109H88V107H87ZM87 109H85V112L87 111ZM94 109H95V108H94ZM99 109H100V108H99ZM134 109H137V108L135 107ZM140 109H141V108H140ZM140 109H139V110H140ZM158 109H159V108H158ZM19 110H20V109H19ZM19 110H17V111L19 112ZM40 110H41V109H40ZM49 110H50V109H49ZM95 110H96V109H95ZM101 110H102V109H101ZM101 110H100V111L97 110V111L101 112ZM109 110H110V109H109ZM117 110H118V108L116 109V111H117ZM121 110H122V109H121ZM123 110H122V111H123ZM132 110H133V107H132ZM20 111H21V110H20ZM36 111H37V110H36ZM47 111H48V110H47ZM47 111H46V112H47ZM55 111H57V110H55ZM62 111H63V110H62ZM82 111H84V108H83ZM128 111H129V110H128ZM134 111H135V110H134ZM136 111H137V110H136ZM13 112H14V111H13ZM15 112H16V111H15ZM23 112H24V111H23ZM32 112H33V111H32ZM38 112H39V111H38ZM57 112H58V111H57ZM77 112H78V111H77ZM109 112H111V111H109ZM109 112H108V113H109ZM118 112H119V110H118ZM141 112H143V111L141 110ZM47 113H48V112H47ZM49 113H50V112H49ZM49 113H48V114H49ZM75 113H76V112H75ZM112 113H113V112H112ZM112 113H110V114H112ZM115 113H116V112H115ZM115 113H114V114H115ZM121 113L123 114V112H121ZM132 113L134 114V112H132ZM132 113H130L131 115L129 114L130 117L133 115ZM11 114H12V113H11ZM21 114H22V113H21ZM35 114H36V113H35ZM60 114L62 115V113H60ZM76 114H77V113H76ZM80 114H81V113H80ZM88 114H89V113H88ZM91 114H94V113H93V112H92V113L90 112V115H91ZM95 114H98V113L96 112ZM114 114H113V115H114ZM127 114H128V112H127ZM140 114H141V113H140ZM50 115H51V114H50ZM56 115H57V114L54 115L55 118H56ZM77 115L79 116V114H77ZM100 115H101V114H100ZM108 115H109V114H108ZM129 115H127V116H129ZM134 115H136V114H134ZM134 115H133V116H134ZM43 116H44V115H42L41 117H43ZM51 116H52V115H51ZM63 116H64V114H63ZM73 116H74V115H73ZM83 116H84V115H83ZM94 116H95V115H94ZM98 116H99V115H98ZM109 116H110V115H109ZM115 116H116V114H115ZM141 116H142V115H141ZM145 116H146V115H145ZM4 117H5V116H4ZM15 117L18 118V116H15ZM15 117H13V118H15ZM92 117H93V115H92ZM100 117H101L102 119H104V118H106L107 116L104 117V118H103V116H99V118H100ZM122 117H123V116H122ZM122 117H121V118H122ZM124 117H125V116H124ZM137 117H140V116H137ZM149 117H150V116H149ZM166 117H167V116H166ZM13 118H12V119H13ZM58 118H59V117H58ZM61 118H62V117H61ZM67 118H68V115H67ZM81 118H82V115H81ZM83 118H84V117H83ZM110 118H111V116H110ZM115 118H116V117H115ZM118 118H120V117H118ZM128 118H129V117H128ZM168 118H169V117H168ZM1 119H2V118H1ZM3 119H5V118H3ZM25 119H27V118H25ZM37 119H38V118H37ZM41 119H42V118H41ZM52 119H53V117H52ZM69 119H70V118H69ZM74 119H75V118H74ZM112 119H113V116H112ZM116 119H117V118H116ZM132 119H134L135 121L137 120V119H135V118H133V117H132ZM153 119H154V118H153ZM160 119H161V118H160ZM160 119H159V121H160ZM169 119H170V118H169ZM9 120H10V119H9ZM29 120H30V119H29ZM42 120H43V119H42ZM45 120H46V119H45ZM56 120H60V119H56ZM56 120H54V121H56ZM63 120H64V119H63ZM82 120H84V119H82ZM99 120H100V119H99ZM149 120H150V119H149ZM165 120H166V118H165ZM5 121H6V120H5ZM25 121H26V120H25ZM31 121H32V120H31ZM39 121H40V119H39ZM46 121H47V120H46ZM50 121H51V120H50ZM61 121H62V120H61ZM61 121H60V122H61ZM79 121H80V120H79ZM90 121H92V120H90ZM100 121H101V120H100ZM115 121H116V120H115ZM145 121H147V120H145ZM152 121H153V120H150V122H148V121H147V122L151 124ZM7 122H8V121H7ZM15 122H16V121H15ZM36 122H37V121H36ZM42 122H43V121H42ZM47 122H49V121H47ZM60 122H59V123H60ZM71 122H72V121H71ZM123 122H124V121H123ZM130 122H131V121H130ZM147 122H145V124H147ZM153 122H155V121H153ZM170 122H171V121H170ZM10 123L12 124V122H10ZM38 123H39V122H38ZM49 123L51 124V123H53V122H49ZM49 123H48V124H49ZM56 123H58V122H56ZM59 123H58V124H59ZM61 123H62V122H61ZM61 123H60V124H61ZM66 123H67V122H66ZM68 123H69V122H68ZM103 123H104V120H103ZM105 123H106V122H105ZM105 123L103 124L104 126H105ZM107 123H108V122H107ZM114 123H115V122H114ZM138 123H139V121H138ZM140 123H142V122H140ZM140 123H139V124H140ZM8 124H9V122H8ZM31 124H32V123H31ZM53 124H54V123H53ZM60 124H59V125H60ZM63 124H64V122H63ZM72 124H73V123H72ZM72 124H70V125L72 126ZM78 124H79V123H78ZM78 124H77V125H78ZM80 124H81V123H80ZM115 124H118V123H115ZM115 124H113V125H115ZM121 124H122V123H121ZM121 124H120V125H121ZM142 124H143V123H142ZM145 124H144V125H145ZM150 124H148L149 127H150ZM154 124H156V123H154ZM27 125H28V124H27ZM41 125H42V124H41ZM81 125H83V124H81ZM106 125H107V124H106ZM140 125H141V124H140ZM176 125H177V124H176ZM176 125H175V126H176ZM8 126H9V125H8ZM28 126H29V125H28ZM79 126H80V125H79ZM111 126H112V125H111ZM178 126H179V125H178ZM178 126H177V127H178ZM31 127L35 129V126L33 127V126L31 125ZM31 127H29V128H31ZM57 127H58V125H57ZM62 127H63V126H62ZM84 127H87V126H84ZM88 127H89V126H88ZM88 127H87V128H88ZM113 127H114V126H113ZM32 128H31V129H32ZM59 128H61V127H59ZM59 128H57L58 131H59ZM64 128H65V127H64ZM74 128H75V127H74ZM96 128H99V127H96ZM115 128H116V126H115ZM126 128H127V127H125V129H126ZM138 128H139V127H138ZM34 129H33V131H34ZM102 129H103V128H102ZM118 129H119V127H118ZM140 129H141V128H140ZM145 129H146V128H145ZM155 129H157V128H155ZM35 130H36V129H35ZM68 130H69V128H68ZM75 130H79V129H75ZM80 130H81V129H80ZM91 130H92V129H91ZM113 130H114V128H113ZM127 130H128V128H127ZM158 130H159V129H158ZM31 131H32V130H31ZM33 131H32V132H33ZM61 131H62V129H61ZM85 131H87V130H85ZM85 131H83V132H85ZM94 131H95V130H94ZM122 131H123V130H122ZM138 131H139V130H138ZM152 131H153V130H152ZM156 131H157V130H156ZM76 132H77V131H76ZM96 132H97V131H96ZM115 132H117V131H115ZM128 132H129V131H128ZM154 132H155V131H154ZM159 132H160V131H159ZM178 132H179V131H178ZM180 132H181V130H180ZM6 133H7V132H6ZM6 133H3V135L6 134ZM8 133H9V132H8ZM24 133H25V132H24ZM29 133H30V132H29ZM33 133H35V131H34ZM33 133H32V135L34 136L36 133H35V134H33ZM56 133H57V132H56ZM62 133H63V132H62ZM80 133H82V132L80 131ZM87 133H88V132H86V134H87ZM94 133H95V132H94ZM108 133H109V132H108ZM108 133H107V134H108ZM121 133H122V132H121ZM136 133H137V132H136ZM146 133H147V132H146ZM181 133H182V132H181ZM19 134H20V133H19ZM30 134H31V133H30ZM57 134L60 135V133H57ZM65 134H67V133H65ZM65 134H64L63 138L65 137ZM68 134H69V133H68ZM73 134H74V133H73ZM73 134H72V135H73ZM92 134H93V133H92ZM92 134H91V135H92ZM130 134H131V133H130ZM138 134H139V133H137V135H138ZM149 134H151V133H149ZM152 134H153V133H152ZM154 134H155V133H154ZM11 135H14V134H11ZM17 135H18V134H17ZM20 135H21V134H20ZM23 135H25V134H23ZM59 135H57V136H59ZM61 135H62V134H61ZM89 135H90V134H89ZM89 135H88V136H89ZM95 135H96V134H95ZM95 135H94V137H95ZM115 135H116V134H115ZM118 135L120 136L119 133H118ZM122 135H124V134H122ZM128 135H129V134H128ZM139 135H140V134H139ZM139 135H138V136H139ZM155 135H157V138H158L159 133H158V134H155ZM9 136H10V135H9ZM35 136H37V135H35ZM76 136H77V134H76ZM92 136H93V135H92ZM124 136H126V135H124ZM131 136H132V135H131ZM138 136H137V137H138ZM143 136H144V135H143ZM21 137H22V136H21ZM37 137H38V136H37ZM37 137H36V138H37ZM59 137H60V136H59ZM66 137H68V136L66 135ZM66 137H65V138H66ZM69 137H71V136H69ZM90 137H91V136H90ZM94 137H93V139H91L92 142H93V140H94ZM100 137H101V136H100ZM126 137H127V136H126ZM128 137H130V136H128ZM140 137H141V136H140ZM173 137H175V136L173 135ZM3 138H6V136L3 137ZM8 138H10V137H8ZM16 138H17V137H16ZM22 138H23V137H22ZM57 138H58V137H57ZM65 138H64V139H65ZM86 138H87V136H86ZM91 138H92V137H91ZM131 138H132V137H131ZM133 138H135V137H133ZM142 138H143V137H142ZM163 138H164V137H163ZM163 138H162V141L165 140V139H163ZM1 139H2V137H0V140H1ZM12 139H13V138H12ZM29 139L31 140V137H30ZM38 139H39V138H38ZM59 139H60V138H59ZM59 139H57V140H59ZM96 139H97V138H96ZM107 139H108V138H107ZM137 139H138V138H137ZM150 139H151V138H150ZM159 139H160V138H159ZM3 140H4V141H3ZM3 140H1V141L5 142L6 139H3ZM10 140H11V139H10ZM17 140H19V138H18ZM21 140H22V139L20 138V141H21ZM27 140H28V139H27ZM62 140H63V139H62ZM62 140H60V141H62ZM67 140H68V139H67ZM73 140H74V139H73ZM98 140H99V139H98ZM123 140H125V138H124ZM123 140H121V141H123ZM129 140H130V139H128V141H129ZM132 140H133V139H131V142L134 141V140H133V141H132ZM167 140H168V139H167ZM181 140H183V138H182ZM22 141H23V140H22ZM22 141H21V142H22ZM32 141H34V140H32ZM39 141H40V140H39ZM60 141H59V142H60ZM63 141H64V140H63ZM63 141H62V142H63ZM71 141H72V140H71ZM77 141H78V140H77ZM81 141H82V140H80V142H78L77 144L82 143ZM146 141L148 142V140H146ZM157 141H158V140H157ZM159 141H161V139H160ZM12 142H13V141H12ZM16 142H17V141H16ZM54 142H55V141H54ZM56 142H58V141H56ZM89 142H90V141H89ZM92 142H91V143H92ZM98 142H100V141H98ZM98 142H95L94 145L97 144ZM131 142H130V143H131ZM135 142H136V141H135ZM154 142H156V141H154ZM180 142L182 143L183 141H180ZM68 143H69V141H68ZM83 143H85L84 140H83ZM86 143H88V139H87V142H86ZM86 143H85V145H86V146H89V145H87ZM107 143H108V142H107ZM159 143H160V142H159ZM163 143H164V142H163ZM163 143H162V144H163ZM181 143H180V144H181ZM1 144H2V143H1ZM8 144H10V146L12 145L10 142H8ZM69 144H70V143H69ZM111 144H112V142H110V145H111ZM113 144H114V143H113ZM131 144H132V143H131ZM160 144H161V143H160ZM166 144H167V143H166ZM21 145H22V144H21ZM32 145H34V143H32ZM54 145H55V143H54ZM54 145H53V146H54ZM58 145H59V143H58ZM73 145H74V144H73ZM75 145H76V143H75ZM97 145H98V144H97ZM99 145H100V147H101V143H100ZM99 145H98V146H95V147H99ZM104 145H105L106 148L110 147V145L108 146L106 143H104ZM106 145H107V146H106ZM151 145H152V144H150V146H151ZM171 145H172V144H171ZM182 145H183V144H181V146H182ZM2 146H3V144H2ZM2 146H1V148H2ZM4 146H6V143L4 144ZM36 146H37V145H36ZM36 146L34 145V147H36ZM55 146H57V145H55ZM67 146H68V145H67ZM86 146H85V148H86ZM111 146H113V145H111ZM116 146L118 147V145H116ZM129 146H130V145H129ZM163 146H164V145H163ZM185 146H186V145H184V147H185ZM7 147H8V146H7ZM14 147H15V146H14ZM29 147H30V146L28 145V148H29ZM44 147L47 148L46 145H45V146L43 145V146H42V150H41V148H40V151H43V148H44ZM79 147H80V144H79ZM92 147H94V146H92ZM102 147H104V146H102ZM122 147H123V146H122ZM164 147H166V145H165ZM170 147H171V146H170ZM18 148H19V147H18ZM18 148L16 147L17 150H18ZM21 148H24V149H25V147H21ZM30 148H31V147H30ZM37 148H39V147L37 146ZM49 148H50V147H49ZM82 148H83V147L81 146V150H82ZM85 148L83 149L84 152H85ZM87 148H88V147H87ZM89 148H90V147H89ZM113 148H114V146H113ZM113 148L110 147V149H113ZM168 148H169V147H168ZM188 148H189V147H188ZM5 149H6V148H5ZM10 149H11V148H10ZM10 149H8V150H10ZM32 149H33V148H32ZM34 149H35V148H34ZM51 149H52V148H50V150H51ZM70 149H72V148H70ZM101 149H102V148H101ZM128 149H129V148H128ZM140 149H141V148H140ZM142 149H143V148H142ZM165 149H166V148H165ZM183 149H184V148H183ZM189 149H190V148H189ZM1 150H2V149H1ZM3 150H4V149H3ZM6 150H7V149H6ZM14 150H15V149H14ZM14 150H13V151H14ZM17 150H16V151H17ZM20 150H21V149H20ZM26 150H27V149H26ZM52 150H53V149H52ZM63 150H64V149H63ZM63 150L61 149L60 152H63L62 154H67V155H68V153H65V150H66V149H65L64 151H63ZM75 150H76V149H75ZM77 150H78V149H77ZM90 150H91V149H90ZM90 150H89V151H90ZM102 150H103V149H102ZM131 150H132V149H131ZM137 150H138V149H136V152H137ZM146 150H147V149H146ZM174 150H175V149H174ZM180 150H181V149H180ZM185 150H186V149H185ZM22 151H23V150H22ZM46 151H47V150H46ZM55 151L58 152L59 150L57 149V150H55ZM55 151H54V152H55ZM66 151L68 152V148H67ZM69 151H74V150H69ZM78 151H79V150H78ZM89 151H88L89 154H90L91 152H93V150L90 151V152H89ZM95 151H96V150H94V152H95ZM103 151L105 152V150H103ZM103 151H101V152H103ZM110 151H111V150H110ZM122 151H123V150H122ZM147 151H148V150H147ZM147 151H146V152H147ZM187 151H189V157H190V155H192V154H190L191 151L188 150V149H187ZM5 152H6V151H5ZM5 152H3V153H5ZM17 152H18V151H17ZM31 152H33V150H32ZM38 152H39V149H38ZM49 152H50V151H49ZM49 152H48V154H50ZM94 152H93V154H94ZM96 152H97V151H96ZM98 152H100V150H99ZM98 152H97V153H98ZM104 152H103V153H104ZM136 152H135V153H136ZM138 152H139V151H138ZM142 152H145V151H142ZM167 152H168V150H167ZM169 152H170V151H169ZM169 152H168V154H169ZM180 152H181V151H180ZM3 153L1 152L0 155L2 156ZM6 153H8V152H6ZM6 153H5V154H6ZM11 153H12V151H11ZM58 153H59V152H58ZM82 153H83V152H82ZM149 153H150V152H149ZM160 153L162 154V152H160ZM171 153H172V151H171ZM173 153H174V152H173ZM187 153H188V152H187ZM187 153H186V154H187ZM15 154H17V153H15ZM15 154H14V155H15ZM24 154H25V152H23V154L21 153V155H23V156H24ZM28 154H29V153H28ZM30 154H31V153H30ZM33 154H35V153L33 152ZM44 154H45V151H44ZM48 154H46L47 157L49 156ZM62 154H61V155H62ZM71 154H72V153H71ZM77 154H78V153H77ZM77 154H76V152H75V154H73V156L71 155V157H75ZM85 154H86V153H85ZM95 154H96V153H95ZM95 154H94V155H95ZM99 154H100V153H99ZM99 154H98V155H99ZM101 154H102V153H101ZM104 154H105V153H104ZM138 154L140 155V153H138ZM138 154H137V155H138ZM165 154H166V153H165ZM183 154H184V152H183ZM183 154H182V155H183ZM186 154H185V155H186ZM14 155H13V156H14ZM21 155H20V156H21ZM36 155H39V154L37 153ZM51 155H52V153H51ZM67 155H66V156L64 155V156L67 157ZM74 155H75V156H74ZM108 155H109V154H108ZM120 155H121V154H120ZM123 155H124V154H123ZM141 155H142V153H141ZM141 155H140V156H141ZM144 155H145V154H144ZM148 155H149V154H148ZM152 155H153V154H152ZM171 155H174V154H171ZM175 155H176V154H175ZM185 155H184V156H185ZM3 156H4V154H3ZM11 156H12V154H11ZM11 156H10V158H11ZM13 156H12V157H13ZM25 156H26V155H25ZM29 156H31V155H29ZM55 156H56V155H55ZM79 156H81V155L79 154ZM79 156H77V157H79ZM84 156H85V155H84ZM88 156H89V155H88ZM90 156H91V155H90ZM90 156H89V157H90ZM92 156H93V155H92ZM96 156H97V155H96ZM96 156H95V157H96ZM149 156H150V155H149ZM176 156H177V155H176ZM187 156H188V155H187ZM5 157H6V156H5ZM27 157H28V156H27ZM40 157H41V155H40ZM53 157H54V156H53ZM69 157H70V156H68V158H69ZM82 157H83V156L79 157V161H78L79 163H81V164H79L80 166H81L82 164L86 163V162H84V161H82V160H81L82 162H80V158H82ZM95 157H94V158H95ZM99 157H100V155H99ZM101 157H102V156H101ZM104 157H105V156H104ZM123 157H125V156H123ZM138 157H139V156H138ZM157 157H158V156H157ZM172 157H174V156H172ZM1 158H2V157H1ZM16 158H17V157H16ZM21 158H22V157H21ZM25 158H26V157H25ZM28 158H30V157H28ZM28 158H27V159H28ZM41 158H42V157H41ZM45 158H46V157H45ZM57 158H58V155H57ZM86 158H87V156H86ZM120 158H121V157H120ZM125 158H127V157H125ZM132 158H133V157H132ZM191 158H192V157H191ZM191 158H190V159H191ZM3 159H4V157H3ZM11 159H12V158H11ZM17 159H18V158H17ZM19 159H20V158H19ZM22 159H23V158H22ZM55 159H56V158H55ZM59 159H60V157H59ZM61 159L63 160L64 158L61 157ZM61 159H60V160H61ZM66 159H67V158H66ZM83 159H85V158L83 157ZM92 159H93V158H92ZM95 159H96V158H95ZM95 159H94V161H95ZM100 159H101V158H100ZM104 159H105V160H104ZM104 159L102 160L103 162L106 161V157H105ZM121 159H122V158H121ZM133 159L135 160V158H133ZM136 159H137V158H136ZM140 159H141V157H140ZM173 159H174V158H173ZM183 159H184V157H183ZM185 159H187V158H185ZM0 160H1V159H0ZM5 160H6V159H5ZM8 160L10 161V159H8ZM12 160H13V159H12ZM43 160H44V159H43ZM56 160H57V159H56ZM56 160H55V161H56ZM62 160H61V161H62ZM85 160H86V159H85ZM87 160H88V158H87ZM87 160H86V161H87ZM90 160H91V159H90ZM119 160H120V159H119ZM128 160H129V159H128ZM130 160H132V159L130 158ZM152 160H153V159H152ZM158 160L160 161V159H158ZM171 160H172V159H171ZM26 161H27V160H26ZM26 161H25V162H26ZM53 161H54V160H53ZM53 161H52V162H53ZM64 161H65V160H64ZM75 161H76V160H75ZM91 161H92V160H91ZM122 161H123V159H122ZM144 161H145V160H144ZM169 161H170V160H169ZM178 161H179V160H178ZM21 162H22V161H21ZM23 162H24V160H23ZM30 162H32V161H30ZM46 162H48V161H46ZM52 162H51V163H52ZM119 162H120V161H118V162H116V163H119ZM130 162H131V161H130ZM138 162H139V163H140V162H142V163H146V161L143 162V160H142V161H138ZM179 162H180V161H179ZM39 163H40V162H39ZM51 163H50V164H51ZM60 163H61V162H60ZM66 163H67V160H66ZM131 163H132V162H131ZM131 163H130V164H131ZM153 163H156V161H154ZM173 163H174V162H173ZM12 164H13V163H12ZM40 164H41V163H40ZM45 164H46V163H45ZM45 164H44V166H45ZM54 164H55V162H54ZM70 164H72V163H70ZM73 164H74V163H73ZM87 164H88V163H87ZM87 164H86V165H87ZM91 164H92V163H91ZM105 164L108 165V164H107V161L105 162ZM119 164H120V163H119ZM136 164H137V163H136ZM150 164H151V163H150ZM7 165H8V164H7ZM20 165H21V163H20ZM24 165H25V164H24ZM33 165H34V164H33ZM55 165H56V164H55ZM55 165H54V166H55ZM61 165L65 166L64 164H61ZM67 165H68V164H67ZM86 165H85V166H86ZM89 165H90V164H89ZM89 165H87V166L89 167ZM99 165H100V164H99ZM160 165H161V164H160ZM38 166H39V165H38ZM40 166H41V165H40ZM40 166H39V167H40ZM52 166H53V163H52ZM54 166H53V167H54ZM57 166H58V165H57ZM57 166H55V167H57ZM59 166H60V165H59ZM77 166H78V165H77ZM80 166H78V167H80ZM97 166H98V165H97ZM127 166H128V165H127ZM156 166H157V164H156ZM179 166H180V165H179ZM182 166H183V165H182ZM8 167H9V165H8ZM11 167H12V166H11ZM25 167H26V166H23V173H24V174H25V172H24V168H25ZM27 167H28V166H27ZM39 167H38V168H39ZM48 167H49V165L47 166V168H48ZM69 167H70V166H69ZM72 167H73V165H72ZM83 167H84V165L82 166V170H83ZM94 167H95V166H94ZM98 167H99V166H98ZM128 167H130V165H129ZM128 167H126V168H128ZM134 167H135V164H134ZM157 167H158V166H157ZM169 167H170V166H169ZM176 167H177V166H176ZM176 167H175V169H178V168H179V167H178V168H176ZM186 167H188V166H186ZM193 167H194V166H193ZM18 168H19V167H18ZM57 168H58V167H57ZM60 168H61V166H60ZM63 168H65V167H63ZM67 168H68V166H66V170H67ZM140 168H141V167H140ZM143 168H144V167H143ZM154 168H155V166H154ZM182 168H183V167H182ZM27 169H28V168H27ZM32 169H33V168H32ZM44 169H45V167H44ZM78 169H79V168H78ZM94 169H96V172H95V173L97 174V168H94ZM129 169H130V168H129ZM159 169H160V168H158V170H159ZM161 169H162V168H161ZM180 169H181V168H180ZM183 169H185V168H183ZM183 169H181V170H183ZM186 169H187V168H186ZM192 169H193V168H192ZM194 169H195V167H194ZM18 170H19V169H18ZM41 170H42V168H41ZM48 170H49V169H48ZM50 170H51V169H50ZM56 170H60V169H56ZM56 170H55L54 172H56ZM63 170H64V169H63ZM68 170H69V169H68ZM148 170H149V169H148ZM152 170H153V169H152ZM155 170H157V169H155ZM155 170H154V171H155ZM5 171H6V170H5ZM16 171H17V169H16ZM16 171H15V172H16ZM37 171H38V170H37ZM71 171H73V170H71ZM87 171H88V170H87ZM99 171H100V167H99ZM143 171H144V170H143ZM145 171H146V170H145ZM154 171H152V172H154ZM187 171H188V169H187ZM195 171H196V170H195ZM6 172H7V171H6ZM12 172H13V170L11 171V173H12ZM17 172H18V171H17ZM27 172H28V170H27ZM38 172H39V171H38ZM43 172H44V171H43ZM49 172H50V171H49ZM59 172H60V171H59ZM61 172H62V171H61ZM73 172H74V171H73ZM76 172H77V171H76ZM78 172H79V171H78ZM78 172H77V174H78ZM92 172H93V170H92ZM127 172H128V171H127ZM127 172H126V174H127ZM152 172H151V173H152ZM155 172H157V171H155ZM181 172L183 173V171H181ZM189 172H191V171H189ZM193 172H194V170H193ZM193 172H191V173L193 174ZM18 173H19V172H18ZM30 173H32V172L30 171ZM30 173H27V174H30ZM57 173H58V172H57ZM70 173H71V172H70ZM83 173L86 174L84 171H83ZM87 173H88V172H87ZM89 173L91 174L90 171H89ZM98 173H99V172H98ZM100 173H101V171H100ZM104 173H105V172H104ZM119 173H120V172H119ZM119 173H117V175H118ZM137 173H138V172H137ZM140 173H143V172H140ZM198 173H199V172H198ZM1 174H2V173H1ZM1 174H0V175H1ZM14 174L16 175V173H14ZM42 174H43V173H42ZM48 174H49V173H48ZM92 174L94 175V173H92ZM101 174H102V173H101ZM105 174H106V173H105ZM105 174H104V175H105ZM109 174H110V173H109ZM120 174H121V173H120ZM120 174H119V175H120ZM129 174H130V173H129ZM144 174H145V173H144ZM186 174H188V173L186 172ZM186 174H184V175L186 176ZM192 174H190V175H192ZM196 174H197V173H196ZM9 175H10V174H9ZM33 175H36V174H33ZM40 175H41V174H40ZM40 175H39V176H40ZM45 175H46V174L44 173V175H42V176H45ZM50 175H51V174H50ZM53 175H54V176H55V175H58V176H59V175H61V174L59 173V174H53ZM67 175H68V177H69V174H67ZM124 175H125V174H124ZM130 175H131V174H130ZM140 175H141V174H140ZM4 176H6V173L4 174ZM4 176H3V178H4ZM12 176H14V175H12ZM18 176H19V175H18ZM37 176H38V175H37ZM48 176H49V175H48ZM51 176H52V175H51ZM51 176H49V177H51ZM54 176H52V178H51L52 180L55 178ZM58 176H57V178H55V179L53 180L54 182H53V181H51V182H53L54 184H55V183H58L57 179H60V177H58ZM61 176H63V174H62ZM70 176H71V175H70ZM79 176H80V175H79ZM79 176H77V177H79ZM83 176H84V175H83ZM100 176H101V175H100ZM102 176H103V175H102ZM114 176H115V175H114ZM114 176H113V177H114ZM142 176H143V174H142ZM169 176H171V175H168V177H169ZM195 176H196V175H195ZM1 177H2V176H1ZM26 177H27V176H26ZM28 177H29V176H28ZM49 177H48V178H49ZM68 177H67V178H68ZM73 177H75V176H73ZM80 177H82V175H81ZM87 177H88V179L90 178V180H93L92 177H90L88 174H87ZM103 177H104V176H103ZM113 177H112V178H113ZM115 177H117V176H115ZM120 177H121V176H120ZM139 177H140V176H139ZM173 177H174V176H173ZM188 177H189V175H188ZM244 177H245V176H244ZM19 178H20V177H18V179H19ZM24 178H25V177H24ZM24 178H23V179H24ZM45 178H47V175H46ZM45 178H42V180L45 179ZM64 178H65V177H64ZM84 178H86V177L84 176ZM112 178H111V180H112ZM117 178H118V177H117ZM117 178H113V180L115 179V181H116ZM124 178H125V176H124ZM189 178H190V177H189ZM193 178H194V176H193ZM193 178H192V179H193ZM196 178H197V177H196ZM196 178H195V179H196ZM9 179H10V178H9ZM15 179H16V177H15ZM23 179H22V181H23ZM51 179H50V180H51ZM62 179H63V178H62ZM75 179L77 180V178H75ZM75 179H74V180H75ZM88 179H86V180H88ZM119 179H120V178H119ZM136 179H137V177H136ZM3 180H4V179H3ZM24 180H25V179H24ZM38 180H39V177H38ZM40 180H41V178H40ZM55 180H56V181H55ZM65 180H66V179H65ZM67 180H68V179H67ZM69 180H70V179H69ZM69 180H68V181H69ZM72 180H73V179H72ZM74 180H73L72 182H74V186H75V185H76L75 182L77 183V181H76V180L74 181ZM90 180H89V181H90ZM96 180H97V179H96ZM111 180H109V181H111ZM132 180L134 181L135 179L133 178ZM177 180L179 181V178H178ZM5 181H6V180H5ZM5 181L2 182V179H1V183H0L1 186H2V183H3V185H4V182H5ZM16 181H17V180H16ZM18 181H19V180H18ZM20 181H21V180H20ZM20 181H19V182H20ZM25 181H29V180H25ZM25 181H23V182H25ZM36 181H37V180H36ZM59 181H60V180H59ZM68 181H66V182L68 183V184H66V186L69 185V183H70V182H68ZM82 181H83L84 183L87 182V181L85 182L84 180H82ZM94 181H95V179H94ZM106 181H107V180H106ZM106 181H105V182H106ZM117 181H118V180H117ZM127 181H128V180H127ZM127 181H126V182H127ZM129 181H130V180H129ZM129 181H128V182H129ZM10 182H11V180H10ZM10 182H9V183H10ZM23 182H22V183H23ZM61 182H62V181H61ZM72 182H71V184H72ZM78 182H79V181H78ZM96 182H97V181H96ZM112 182L114 183V181H112ZM126 182H125V185H126ZM146 182H147V181H146ZM146 182H145V183H146ZM151 182H152V181H151ZM13 183H14V182H13ZM17 183H18V182H17ZM41 183H42V182H40V184H41ZM47 183H48V182H47ZM63 183H64V181H63ZM87 183H88V182H87ZM93 183H94V182H93ZM102 183H103V182H102ZM110 183H111V182H110ZM134 183H135V182H134ZM134 183H133V184H134ZM137 183H138V182H137ZM153 183H154V182H153ZM15 184H16V182H15ZM15 184H14V185H15ZM23 184L25 185V183H23ZM43 184H44V183H43ZM49 184H50V183H48V186H49ZM54 184H53V185H54ZM78 184L80 185V183H78ZM78 184H77V185H78ZM88 184H90V183H88ZM94 184L97 185L96 183H94ZM94 184H93V185H94ZM122 184H123V183H122ZM130 184H132V183L130 182ZM130 184H128V185H130ZM146 184H148V183H146ZM181 184H182V182H180V185H181ZM31 185H32V184H31ZM38 185H39V184H38ZM44 185H46V184H44ZM56 185H57V184H56ZM90 185H91V184H90ZM93 185H92V186H93ZM113 185H114V184H113ZM113 185H112V186H113ZM125 185H124V186H125ZM217 185H218V184H217ZM8 186H9V184H8ZM16 186H17V185H16ZM20 186H22V184H21ZM29 186H30V183H29ZM54 186H55V185H54ZM62 186H63V185H62ZM69 186H70V185H69ZM80 186H82V185H80ZM83 186H84V185H83ZM83 186H82V187H83ZM132 186H133V185H132ZM137 186H138V184H137ZM18 187H19V186H18ZM23 187H25V186H23ZM27 187H28V183H27ZM31 187H32V186H31ZM33 187H34V185H33ZM33 187H32V189H34ZM41 187H43V186H41ZM41 187L39 186L40 189H42ZM44 187H45V186H44ZM60 187H61V186H60ZM78 187H79V186H78ZM82 187H79V188H82ZM85 187L87 188L88 186L85 185ZM85 187H84V188H85ZM89 187H91V186H89ZM89 187H88V189H89ZM96 187L98 188V186H96ZM96 187H95V188H96ZM99 187H101V186H99ZM104 187H105V185H104ZM113 187H114V186H113ZM117 187H118V186H117ZM117 187H116V189H117ZM119 187H120V186H119ZM119 187H118V188H119ZM121 187H122V185H121ZM121 187H120V188H121ZM127 187H128V186H127ZM130 187H131V186H130ZM130 187H129V190H128L129 192H130V190H131ZM143 187H144V186H143ZM148 187H149V186H148ZM5 188H7V187H4V190L6 191ZM13 188H15V187H13ZM28 188H29V187H28ZM51 188H52V187H51ZM54 188H55V187H54ZM57 188L59 189V187H57ZM57 188H56V189H57ZM64 188H66L65 185H64ZM101 188L104 189L103 187H101ZM108 188H109V187H107V190H108ZM122 188H123V187H122ZM8 189H9V188H8ZM11 189H12V188H11ZM30 189H31V188H30ZM45 189H46V188H45ZM48 189H50V186H49ZM58 189H57V190H58ZM62 189H63V188H62ZM67 189H68V188H67ZM70 189H71V188H70ZM70 189H69V190H70ZM77 189H78V188H77ZM88 189H87V190H88ZM102 189H101V190H102ZM125 189H126V188H125ZM144 189H145V187H144ZM159 189H161V188H159ZM13 190H15V189H13ZM17 190H18V191H19V190L22 191L23 189H21V187H20V189L17 188ZM24 190H26V189L24 188ZM35 190H36V188L34 189V191H35ZM37 190H38V189H37ZM37 190H36V191H37ZM43 190H44V189H43ZM50 190H51V189H50ZM69 190H68V191H69ZM107 190L102 191V193L104 192V193L106 194V191H107ZM111 190H112V189H111ZM126 190H127V189H126ZM132 190H134V189H132ZM140 190H141V189H140ZM39 191H40V190H39ZM39 191H37V192H39ZM51 191H52V190H51ZM53 191H56V190L54 189ZM60 191H61V190H60ZM60 191H59V192H60ZM63 191L66 193L65 190H62L61 193H62ZM68 191H67V192H68ZM85 191H86V189H85ZM90 191H91V190H90ZM122 191H123V190H122ZM122 191H121V192H122ZM136 191H137V188H136ZM136 191H135V193H136ZM142 191H143V189H142ZM25 192H26V191H25ZM27 192H28V191H27ZM37 192H36V194H37ZM42 192H43V191H42ZM74 192H76V194H78L79 191L77 192V191L74 190ZM123 192H124V191H123ZM126 192H127V191H126ZM144 192H145V191H144ZM17 193H18V192H17ZM19 193H20V191H19ZM32 193H33V192H32ZM46 193H47V191H46ZM50 193H51V192H50ZM50 193H48V194H50ZM52 193H53V192H52ZM52 193H51V194H52ZM56 193H58V191L54 192V194H56ZM61 193H59L58 195H61ZM104 193H103L102 195H105ZM107 193H108V192H107ZM110 193H111V192H110ZM110 193H109V195H110ZM119 193H120V192H119ZM137 193H138V195H139V192H137ZM141 193H142V192H140V194H141ZM145 193H146V192H145ZM158 193H159V192H158ZM0 194H1V193H0ZM9 194H10V193H9ZM11 194H12V193H11ZM14 194H15V193H14ZM28 194H29V193H28ZM40 194H41V193H40ZM63 194H64V193H63ZM76 194H75V196H76ZM91 194H92V193H91ZM91 194H90V195H91ZM126 194H127V193H126ZM142 194H143V193H142ZM148 194H149V193H148ZM20 195H21V193H20ZM26 195H27V194H26ZM38 195H39V194H38ZM45 195H46V194H45ZM58 195H57V196H58ZM64 195H65V194H64ZM85 195H87V194H85ZM93 195H94V194H93ZM115 195H116V194H115ZM115 195H114V196H115ZM117 195H119V194H117ZM127 195H128V194H127ZM134 195H136V194H134ZM150 195H151V194H150ZM152 195H153V194H152ZM7 196H8V195H7ZM32 196H33V195H32ZM34 196H35V193H34ZM36 196H37V195H36ZM49 196L51 197V196H53V194H52V195H49ZM55 196H56V195H55ZM65 196H66V195H65ZM80 196H81V195H80ZM120 196H121V195H120ZM157 196H158V195H157ZM184 196H186V195H184ZM14 197H15V195H14ZM19 197H20V196H19ZM22 197H23V196H22ZM29 197H31V195H29ZM29 197H28V198H29ZM53 197H54V196H53ZM53 197H52V198H53ZM63 197H64V196H63ZM86 197H87V196H86ZM88 197H89V195H88ZM98 197H99V196H98ZM98 197H97V199H99ZM125 197H127V196H125ZM131 197H132V195H131ZM131 197H129V198L127 197V198H128L129 200H131ZM134 197H135V196H134ZM137 197L140 198L141 196H140V197L137 196ZM149 197H150V196H149ZM151 197H152V196H151ZM159 197H160V196H159ZM54 198H55V197H54ZM54 198H53V199H54ZM60 198H62V197L60 196ZM68 198H69V197H68ZM70 198H71V197H70ZM72 198L74 199V193H73V197H72ZM77 198H78V197H77ZM102 198H103V197H102ZM102 198H101V199H102ZM108 198H109V196H108ZM120 198H121V197H120ZM138 198H137V199H138ZM154 198H155V197H154ZM157 198H158V197H157ZM9 199H10V198H9ZM15 199H18V198H15ZM22 199H23V198H22ZM25 199H26V198H25ZM25 199H24V200H25ZM32 199H33L32 201H34L35 197H33ZM64 199L66 200L65 197L63 198V200H64ZM88 199H89V198H88ZM101 199H100V200H101ZM104 199H105V197H104ZM106 199H107V198H106ZM117 199H118V198H117ZM137 199H136V200H137ZM151 199H152V198H151ZM151 199H150V200H151ZM27 200H28V199H27ZM27 200H26V201H27ZM29 200H30V199H29ZM63 200H62V201H63ZM83 200H84V199H83ZM83 200H82V201H83ZM112 200H114V198H113ZM129 200H128V201H129ZM134 200H135V199L133 198V201H134ZM150 200H148V202H149ZM157 200H158V199H157ZM157 200H156V201H157ZM180 200H182V199H179V204L182 205L183 203H180ZM10 201H11V200H10ZM10 201H9V204H8L7 202H6V203H7L8 205H10ZM12 201H14L13 198H12ZM15 201H16V200H15ZM17 201H18V200H17ZM22 201H23V200H22ZM26 201H25V202H26ZM30 201H31V200H30ZM30 201H29V202H30ZM32 201H31L30 203H32ZM40 201H43V200L41 199ZM45 201H46V200H45ZM53 201H54V200H53ZM53 201H52V202H53ZM55 201H56V200H55ZM55 201H54V203H55ZM57 201L60 202V200H58V199H57ZM131 201H132V200H131ZM140 201L142 202L141 198H140ZM185 201H186V199H185ZM188 201H189V200H188ZM213 201H214V200H213ZM29 202H28V203H29ZM34 202H35V201H34ZM66 202H67V200H66ZM66 202H64V203H66ZM70 202H71V199H70ZM72 202L74 203V201H72ZM83 202H84V201H83ZM97 202H99V201L97 200ZM138 202H139V201H138ZM141 202H140V204H141ZM144 202H145V200L143 201V203H144ZM209 202H210V201H209ZM19 203H23V202H19ZM46 203H47V202H46ZM49 203H50V202H49ZM76 203H77V202H75L74 204H76ZM78 203H79V202H78ZM116 203H117V202H116ZM116 203H115V204H116ZM130 203H132V202H130ZM130 203H128V204H130ZM145 203H147V202H145ZM186 203H187V202H186ZM15 204H16V203H15ZM50 204H51V203H50ZM50 204H48V205L45 204V205H46V206H49ZM71 204H72V203H69V206H71ZM79 204H80V203H79ZM87 204H88V202H87ZM87 204L84 205V209H85V206H86V207L88 206ZM97 204H98V203H97ZM99 204H100V203H99ZM104 204H105V203H104ZM121 204H122V203H120V205H121ZM137 204H139V203H137ZM187 204H188V203H187ZM189 204H190V203H189ZM21 205H22V204H20L19 207H20ZM30 205L32 206V204H30ZM51 205H52V204H51ZM54 205H56V204H54ZM60 205H61V204H59L58 206H60ZM63 205H64V204H63ZM100 205H101V204H100ZM100 205H99V206H100ZM102 205H103V203H102ZM126 205H127V204H126ZM131 205H132V204H131ZM134 205H136V204H134ZM134 205H133V206H134ZM191 205H192V204H191ZM10 206H11V205H10ZM26 206H27V205H26ZM39 206H40V205H39ZM58 206H57V209L59 208ZM65 206H66V205H65ZM80 206H81V207L78 206V209H79V208H82V205H80ZM93 206H94V205H93ZM96 206H97V205H96ZM110 206H111V205H109L108 208H110ZM133 206H132V207H133ZM136 206H137V205H136ZM188 206H190V205H188ZM8 207H9V206H8ZM16 207H17V206H16ZM19 207H18V208H19ZM23 207H24V206H23ZM42 207H43V206H42ZM50 207H51V206H50ZM54 207H55V206H54ZM88 207H89V206H88ZM102 207H103V206H102ZM124 207H125V206H124ZM129 207H130V205H129ZM178 207H179V206H178ZM178 207H177V208H178ZM190 207H191V206H190ZM194 207H195V206H194ZM196 207H197V206H196ZM259 207H260V206H258V209H259ZM10 208H11V207H9V209H10ZM45 208H46V207H45ZM62 208H63V206H62ZM64 208H66V207H64ZM71 208H72V207H71ZM76 208H77V207H76ZM104 208H105V207H104ZM119 208H120V207H119ZM172 208H173V207H172ZM179 208H180V207H179ZM179 208H178L177 210H180ZM231 208H232V207H231ZM255 208H256V207H255ZM5 209H6V208H5ZM20 209H21V207H20ZM68 209L70 210V208H68ZM72 209H73V208H72ZM78 209H77V210H78ZM90 209H91V208H90ZM115 209H116V208H115ZM132 209H133V208H131L130 211H131ZM189 209H190V208H189ZM25 210H26V209H25ZM39 210H40V209H39ZM42 210H44V209H42ZM62 210H63V209H62ZM94 210H96V207H95V209H93V211H94ZM98 210H99V209H98ZM98 210H97V211H98ZM177 210H176V211H177ZM190 210H192V209H190ZM194 210H195V211H194ZM194 210H193V211L196 212V209H194ZM255 210H257V209H255ZM19 211H20V210H19ZM44 211H45V210H44ZM73 211H74V210H73ZM75 211H76V210H75ZM87 211H88V210H87ZM106 211H107V210H106ZM113 211H114V210H113ZM113 211H112V212H113ZM130 211H129V212H130ZM172 211H173V210H172ZM176 211H175V212H176ZM186 211H187V210H186ZM186 211H185V213H187ZM247 211H248V210H247ZM251 211H253V210H251ZM251 211H250V212H251ZM258 211H259V210H258ZM9 212H10V210H9ZM9 212H8V213H9ZM11 212H12V211H11ZM11 212H10V213H11ZM22 212H24V211H22ZM41 212H42V211H41ZM41 212H40V213H41ZM48 212H49V211H48ZM58 212H59V211H58ZM58 212H57V213H58ZM60 212H61V210H60ZM62 212H63V211H62ZM64 212H66V210H65ZM67 212H68V211H67ZM70 212H71V211H70ZM82 212H83V211H82ZM91 212H92V211H91ZM91 212H90V213H91ZM107 212H108V211H107ZM112 212H111V213H112ZM175 212H174V213H175ZM177 212H178V211H177ZM177 212H176V213H177ZM180 212H181V210H180ZM183 212H184V211H183ZM189 212H190V211H189ZM244 212H245V211H244ZM253 212H254V211H253ZM42 213H43V212H42ZM72 213H73V212H72ZM72 213H71V214H72ZM80 213H81V212H80ZM92 213H93V212H92ZM115 213H117V212H114V214H115ZM125 213H128V212H126V210H125ZM168 213H169V212H168ZM176 213H175V214H176ZM178 213H179V212H178ZM178 213H177V214H178ZM190 213H191V212H190ZM202 213H203V212H202ZM205 213H206V211H205ZM257 213H258V212H257ZM12 214H13V213H12ZM15 214H16V213H15ZM15 214H14V215H15ZM18 214H20V213H18ZM46 214H47V213H46ZM51 214H54V212L52 211ZM67 214H70V213H67ZM88 214H89V213H88ZM120 214H122V212H121ZM183 214H184V213H183ZM183 214H182V215H183ZM193 214H194V213H193ZM196 214H197V213H196ZM198 214H199V213H198ZM200 214H201V213H200ZM200 214H199V215H200ZM247 214H248V213H247ZM252 214H253V213H252ZM252 214H251V215H252ZM255 214H256V213H255ZM9 215H10V214H9ZM9 215H8V216H9ZM14 215H12V216H14ZM58 215H59V214H58ZM58 215H56V216H58ZM94 215H95V213H94ZM94 215L91 214V215H89V216L92 217V216H94ZM115 215H116V214H115ZM115 215H114V217H115ZM182 215H181V216H182ZM187 215H188V214H187ZM190 215H191V214H190ZM199 215H198V216H199ZM204 215H205V214H204ZM235 215H236V214H235ZM243 215H244V214H243ZM259 215H260V214H259ZM8 216H6V217H8ZM53 216H54V215H53ZM116 216H117V215H116ZM119 216H123V215H119ZM119 216H118V218H119ZM166 216H168V214H166ZM166 216H164V217L166 218ZM178 216H179V215H178ZM196 216H197V215H196ZM198 216H197V217H198ZM200 216H202V215H200ZM212 216H213V214H212ZM215 216H216V215H214V217H215ZM244 216H245V215H244ZM261 216H264V215H261ZM6 217H5V218H6ZM9 217H11V215H10ZM37 217H38V216H37ZM43 217H44V215H43ZM54 217H55V216H54ZM54 217H53V218H54ZM72 217H73V216H72ZM83 217H84V213H83ZM83 217H82V218H83ZM125 217H126V216H125ZM136 217H137V216H136ZM139 217H140V216H138V218H139ZM172 217H173V216H171V219H172ZM176 217H177V216H176ZM183 217H184V216H183ZM187 217H188V216H187ZM190 217L192 218V215H191ZM190 217H189V218H190ZM232 217H234V216L232 215ZM240 217L242 218V216H240ZM15 218H16V217H15ZM19 218H20V216H19ZM50 218H51V217H50ZM53 218H52V219H53ZM82 218H81V219H82ZM111 218H113V217H111ZM111 218H110V219H111ZM122 218H123V217H122ZM126 218H127V217H126ZM142 218H145V217L142 216ZM181 218H182V217H181ZM194 218H195V217H194ZM194 218H193V219H194ZM215 218H217V216H216ZM219 218H220V217H219ZM241 218H240V219H241ZM244 218H246V217H244ZM248 218H249V217H248ZM250 218H251V217H250ZM8 219H9V218H8ZM8 219H7V221H8ZM39 219H40V220H44V219H41V215H40V218H39ZM39 219H38V220H39ZM57 219H58V218H57ZM70 219H71V218H70ZM89 219H90V218H89ZM92 219H94V218H92ZM92 219H90V220H92ZM120 219H121V218H120ZM124 219H125V218H124ZM124 219H122V220H124ZM136 219H137V218H136ZM140 219H141V217H140ZM148 219H149V218H148ZM169 219H170V217H169ZM169 219H168V221H169ZM173 219H174V217H173ZM175 219H176V218H175ZM178 219H179V218H177V220H178ZM185 219H186V218H185ZM198 219H201V218L198 217ZM210 219H211V222H213L212 220H213L214 218H213V219L210 218ZM232 219H233V218H232ZM242 219H243V218H242ZM246 219H247V218H246ZM5 220H6V219H4V221H5ZM17 220H19V219H17ZM50 220H51V219H50ZM50 220H49V218H48V221H50ZM55 220H56V218H55ZM73 220H75V219L73 218ZM85 220H86V219H85ZM107 220H108V219H106V221H107ZM129 220H130V219H129ZM129 220H128V221H129ZM131 220H132V219H131ZM131 220H130V221H131ZM141 220H142V219H141ZM145 220H146V219H145ZM150 220H151V219H150ZM152 220H153V218H152ZM181 220H182V219H181ZM190 220H191V219H190ZM190 220H188V221H190ZM201 220H202V219H201ZM207 220H208V219H207ZM248 220H249V219H248ZM20 221H21V220H20ZM44 221H45V220H44ZM53 221H54V220H53ZM96 221H97V220H96ZM96 221H95V222H96ZM109 221H110V220H109ZM130 221H129V222H130ZM135 221H137V220H135ZM138 221H140V220H138ZM146 221H147V220H146ZM146 221H145V224H146ZM154 221H155V220H154ZM154 221H151V222L153 223ZM179 221H180V220H179ZM186 221H187V220H186ZM217 221H218V220H216V222H217ZM241 221H243V220H241ZM245 221H246V220H245ZM245 221H244V222H245ZM5 222H6V221H5ZM8 222H9V221H8ZM88 222H89V220H88ZM147 222H148V224L151 223V222H149V221H147ZM156 222H158V221H156ZM171 222H172V221H171ZM176 222H178V221H176ZM194 222H195V221H194ZM194 222H193V224H194ZM207 222H208V221H207ZM214 222H215V221H214ZM218 222H219V221H218ZM218 222H217V225L219 224ZM225 222H226V221H224L223 223L226 224L227 222H226V223H225ZM239 222H240V221H239ZM246 222H247V221H246ZM10 223H11V222H10ZM10 223H9V224H10ZM13 223H14V222H13ZM24 223H25V222H24ZM47 223L49 224V222H47ZM57 223H58V222H57ZM80 223H81V220H80ZM96 223H97V222H96ZM98 223H99V222H98ZM106 223H107V222H106ZM118 223H119V222H118ZM118 223H117V224H118ZM178 223L180 224L181 222H178ZM204 223H205V222H204ZM221 223H222V221H221ZM229 223H230V221H229ZM229 223H227V225H228ZM236 223H238V222H236ZM249 223L251 224V222L248 221L247 224H249ZM11 224H12V223H11ZM11 224H10V225H11ZM16 224H17V223H16ZM48 224H46L47 227H48ZM59 224H60V223H59ZM59 224H58V225H59ZM71 224H73V223H71ZM84 224H85V223L83 222V224H82L83 227H84ZM90 224H92V223H90ZM107 224H108V223H107ZM107 224H105V225H107ZM117 224H115V225H117ZM120 224H121V222H120ZM128 224H129V223H128ZM128 224H127V225H128ZM130 224H133L132 221H131ZM130 224H129V226H130ZM136 224L139 225V222H138V223L136 222ZM153 224H154V223H153ZM155 224H156V223H155ZM170 224H171V223H170ZM182 224H183V223H182ZM186 224H187V223H186ZM191 224H192V223H191ZM201 224H202V222H201ZM205 224H206V223H205ZM207 224H208V227H210V226H209V223H207ZM230 224H231V223H230ZM233 224H235V223L233 222ZM240 224H241V223H240ZM244 224H246V223H244ZM247 224H246V225H247ZM250 224H249V225H250ZM255 224H256V222H255ZM257 224H258V223H257ZM50 225H51V223H50ZM62 225H63V224H62ZM77 225H78V224H77ZM124 225H125V224H124ZM124 225H123V226H124ZM149 225H150V224H149ZM172 225H173V224H172ZM177 225H178V224H177ZM212 225H213V224H212ZM222 225H223V224H222ZM249 225H248V226H249ZM259 225H260V224H259ZM55 226H56V225H55ZM63 226H64V225H63ZM89 226H90V225H89ZM92 226H93V225H92ZM94 226H95V225H94ZM94 226H93V227H94ZM96 226H97V225H96ZM132 226H133V225H132ZM143 226H144V223H143ZM143 226H142V228H143ZM151 226H152V225H150V227H151ZM194 226H195V225H194ZM202 226H203V225H202ZM219 226H220V225H219ZM224 226H225V225H223V227H224ZM231 226H234V225H231ZM244 226H245V225H244ZM256 226H257V225H256ZM256 226H255V227H256ZM1 227H3V224H2ZM8 227H10V226H8ZM52 227H53V226H52ZM59 227H60V225H59ZM77 227H78V226H77ZM77 227H76V228H77ZM111 227H112V226H111ZM119 227H120V225H119ZM140 227H141V226H140ZM147 227H148V226H147ZM153 227H154V226H153ZM153 227H152V228H153ZM213 227H214V226H213ZM215 227H216V226H215ZM215 227H214V228H215ZM221 227H222V226H221ZM227 227H228V226H227ZM242 227H243V224H242ZM259 227H260V226H259ZM259 227H258V228H259ZM42 228H43V227H42ZM55 228H56V227H55ZM63 228H65V226H64ZM81 228H82V227H81ZM100 228H101V227H100ZM104 228H105V227H104ZM126 228H127V227H126ZM144 228H145V227H144ZM152 228H151V229H152ZM196 228H198V227H196ZM196 228H195V229H196ZM204 228H206V227H204ZM214 228H213V229H214ZM232 228H233V227H232ZM237 228H238V227H237ZM14 229H15V228H14ZM14 229H12V227H11V230H14ZM17 229L19 230V227H18ZM17 229H16V230H17ZM52 229H53V228H52ZM66 229H68V228H66ZM69 229H71V230H70V233H71L72 228H69ZM73 229H74V228H73ZM77 229H78V228H77ZM88 229H89V228H88ZM115 229H116V228H115ZM123 229H124V228H123ZM139 229H140V228H139ZM147 229H148V228H147ZM174 229H175V227H174ZM198 229H200V228H198ZM207 229L209 230L210 228H207ZM220 229H221V228H220ZM222 229H226V228H222ZM228 229H229V227H228ZM228 229H226L227 231H226V230H223L225 233L227 232L226 237L229 235V234H228V231H229ZM230 229H231V228H230ZM235 229H236V228H235ZM18 230H17V231H18ZM53 230H54V229H53ZM80 230H82V229H80ZM98 230H99V229H98ZM127 230L129 231V229H127ZM136 230H137V229H136ZM136 230H134V231H136ZM143 230H145V229H143ZM183 230H184V229H183ZM203 230H204V229H203ZM205 230H206V229H205ZM211 230H212V227H211ZM252 230H253V229H252ZM256 230H257V229H256ZM258 230L260 231V229H258ZM262 230H264V229H262ZM1 231H2V230H1ZM1 231H0V232H1ZM65 231H66V230H64V232H65ZM74 231H76V230L74 229ZM77 231H78V230H77ZM103 231H104V229H103ZM114 231H115V230H114ZM201 231H202V230H201ZM209 231H210V230H209ZM212 231H213V230H212ZM214 231H218V230H216V228H215ZM230 231H231V230H230ZM238 231H239V229H238ZM15 232H16V231H15ZM23 232H24V231H23ZM79 232H80V231H79ZM88 232H89V231H88ZM112 232H113V231H112ZM112 232H111V233H112ZM131 232H133V230H132ZM140 232H142V229H140ZM198 232H199V231H198ZM231 232H232V231H231ZM231 232H230V234H231V236H232L233 234H232ZM236 232H237V230H236ZM236 232H235V233H236ZM241 232H242V231H241ZM1 233H2V232H1ZM11 233H12V232H11ZM65 233H67V231H66ZM65 233H64V234H65ZM75 233H76V232H75ZM75 233H74V234H75ZM77 233H78V232H77ZM84 233H86V232H84ZM101 233H102V232H101ZM115 233H116V232H115ZM121 233H122V232H121ZM145 233H146V232H145ZM193 233H196L195 235H197V232H193ZM202 233H203V232H202ZM202 233H201V234H202ZM206 233H208V231H207ZM210 233H211V231L209 232V234H210ZM213 233L215 234V232H213ZM220 233H221V232H220ZM262 233H264V232H262ZM15 234H16V233H15ZM15 234H13V235H15ZM44 234H45V232L43 233V235H44ZM61 234H63V233L61 232ZM67 234H69V233H67ZM72 234H73V233H72ZM82 234H83V233H82ZM142 234H144V233H142ZM149 234H151V232H150ZM149 234H148V235H149ZM186 234H187V233H186ZM201 234H200V235H201ZM211 234H212V233H211ZM214 234H213V235H214ZM239 234H241V233H239ZM251 234H252V232H251ZM255 234H256V233H255ZM255 234H254V235H255ZM17 235H18V234H17ZM28 235H29V234H28ZM30 235H32V234H30ZM33 235H34V234H33ZM49 235H50V234H49ZM84 235H85V234H84ZM129 235H130V234H129ZM144 235H145V234H144ZM174 235H175V232H174ZM198 235H199V234H198ZM200 235H199V236H200ZM203 235H204V233H203ZM207 235H208V234H207ZM216 235H217V233H216ZM216 235H215V236H216ZM252 235H253V234H252ZM8 236H9V235H8ZM15 236H16V235H15ZM35 236H36V235H35ZM35 236H34V237H35ZM47 236H48V234H47ZM53 236H54V234H53ZM56 236H57V235H56ZM56 236H55V237H56ZM74 236H75V235H73V237H74ZM85 236H87V235H85ZM118 236H119V235H118ZM152 236H154V235H152ZM175 236H176V235H175ZM177 236H178V235H177ZM188 236H189V235H188ZM193 236H194V235H193ZM199 236H198V237H199ZM218 236H219V235H218ZM233 236H234V235H233ZM236 236H237V235H236ZM250 236H251V235H250ZM255 236H256V235H255ZM255 236H254V237H255ZM32 237H33V236H32ZM34 237H33V238H34ZM43 237H44V236H43ZM87 237H88V236H87ZM100 237H101V236H100ZM100 237H99V238H100ZM142 237H144V236L142 235ZM150 237H151V236H150ZM186 237H187V236H186ZM189 237H190V236H189ZM205 237H206V238H205ZM210 237H211V236H210ZM220 237H221V236L218 237V240L220 239ZM246 237H247V236H246ZM258 237H259V235H257V238H258ZM260 237H261V236H260ZM262 237H264V236H262ZM262 237H261V238H262ZM0 238H1V234H0ZM53 238H54V237H53ZM85 238H86V237H85ZM112 238H113V237H112ZM176 238H177V237H176ZM183 238H184V237H183ZM190 238H191V237H190ZM195 238H196V237H195ZM204 238L207 239L206 234H205ZM204 238H203V241H205ZM212 238H213V237H212ZM215 238H216V237H215ZM221 238L223 239L224 237L222 236ZM238 238H239V236H238ZM248 238H250V237H248ZM248 238H247L246 240H248ZM251 238H252V241H253L254 238H253V237H251ZM257 238H255V239L257 240ZM2 239H3V238H2ZM2 239H1V240H2ZM7 239H8V238H6V240H7ZM19 239H20V238H19ZM19 239H18V240H19ZM21 239H22V238H21ZM76 239H77V238H76ZM81 239H82V238H81ZM89 239H90V238H89ZM127 239H129V238L127 237ZM178 239H179V237H178ZM180 239H181V238H180ZM184 239H185V238H184ZM197 239H198V238H197ZM209 239H210V238L207 239V240H208V243H209L208 245L211 246V244H212L214 241H216V240L214 239V241H213L212 243H210L211 241L209 242ZM216 239H217V238H216ZM222 239H221V240H222ZM1 240H0V241H1ZM4 240H5V239H4ZM12 240H13V239H12ZM14 240H15V239H14ZM18 240H17V241H18ZM48 240H50V239H48ZM122 240H123V239H122ZM133 240H134V239H133ZM133 240H132V241H133ZM136 240H137V239H136ZM136 240H135V243L137 242V245H140L141 247L144 246V245H141V244H140L138 241H136ZM152 240H153V238H152ZM155 240H156V238H155ZM166 240H167V239H166ZM166 240H165V241H166ZM189 240H190V239H189ZM201 240H202V239H201ZM210 240H211V239H210ZM212 240H213V239H212ZM233 240H234V239H233ZM258 240H259V242H260V240H261V242L264 243V241H262V239H259V238H258ZM15 241H16V240H15ZM17 241H16V242H17ZM59 241H60V239H59ZM73 241H74V240H73ZM85 241H87V239H86ZM113 241H114V240H113ZM115 241H116V240H115ZM126 241H127V240H126ZM139 241H140V240H139ZM160 241H161V240H160ZM162 241H164V240H162ZM165 241H164V242H165ZM177 241H178V240H177ZM182 241H184V240L182 239ZM191 241H192V240H191ZM191 241H190V244H189L190 246L193 245V244H191ZM194 241H195V240H194ZM194 241H193V242H194ZM197 241H198V240H197ZM199 241H200V240H199ZM203 241H200V242H203ZM225 241H226V240H225ZM225 241H224V242H225ZM236 241H237V240H236ZM236 241H235V242H236ZM239 241H240V238H239ZM239 241H238V242H239ZM18 242L20 243L21 241H18ZM48 242H49V241H48ZM64 242H65V241H64ZM78 242H79V241H78ZM82 242H83V239H82ZM93 242H94V241H93ZM155 242H156V241H155ZM158 242H159V241H158ZM171 242H172V241H171ZM195 242H196V241H195ZM200 242H196V244H197V243H200ZM218 242H219V241H218ZM226 242H227V241H226ZM238 242H236L237 244L234 243V244L236 245V247H234L235 245H234V246H231V247L237 249V248H238L237 246H238V244L240 243V242H239V243H238ZM69 243H70V242H69ZM72 243H73V242H72ZM79 243H80V242H79ZM94 243H95V242H94ZM116 243H117V242H116ZM121 243H122V241H121L120 243L118 242V244L120 245V247H121V245H123V244H121ZM124 243H125V242H124ZM126 243H129V242L127 241ZM131 243H132V242H131ZM131 243H129V244H131ZM135 243H134V244H135ZM138 243H139V244H138ZM148 243H149V242H148ZM150 243H151V241H150ZM166 243H167V242H166ZM169 243H170V241H168V244H169ZM172 243H173V244L176 243V245H177V242H175V240H174ZM183 243H185V242H183ZM187 243H189V242H187ZM187 243H186V245L188 246ZM205 243H207V242H205ZM216 243H217V242H216ZM249 243H252V242H249V241H248V244H249ZM17 244H18V243H17ZM21 244H22V243H21ZM82 244H83V243H82ZM96 244H97V243H96ZM108 244H109V242H108ZM129 244H128V245L126 244V245H127L128 247H130ZM146 244H147V243H146ZM151 244H152V243H151ZM161 244H162V243H161ZM161 244H160V245L158 244V245L160 246V248H162ZM164 244H165V243H164ZM222 244H223V243H222ZM245 244H246V243H245ZM248 244H247V245H248ZM254 244H255V243H254ZM257 244H258V243H257ZM7 245H8V244H7ZM19 245H20V244H19ZM68 245H71V244H68ZM74 245H75V244H74ZM79 245H80V244H79ZM114 245H116V244H114ZM131 245H132V244H131ZM147 245H148V244H147ZM155 245H156V244H155ZM171 245H172V244H171ZM176 245L174 246L175 248H176ZM197 245L201 246L200 244H197ZM197 245H196V246H197ZM202 245H204V244H202ZM205 245H206V244H205ZM217 245H218V244H217ZM225 245L227 246L228 244L225 243ZM225 245H223V246L226 247ZM230 245H231V244H230ZM232 245H233V244H232ZM240 245H241V243H240ZM260 245H262V244L260 243ZM1 246H2V245H1ZM16 246H17V245H16ZM72 246H73V245H72ZM72 246H71V247H72ZM84 246H85V243H84ZM127 246H126V248H127ZM132 246H133V245H132ZM178 246H179V245H178ZM183 246H184V245H183ZM183 246H182L181 248H184ZM196 246H195V245H194L193 247L191 246V250H190V249H189V250L192 251V249L195 248L194 251H196ZM71 247H70V248H71ZM151 247H152V246H151ZM151 247H150V248H151ZM156 247H157V246H156ZM170 247H171V246H170ZM172 247H173V245H172ZM197 247H198V246H197ZM211 247H212V246H211ZM227 247L230 248V249H233V248L229 247V245H228ZM227 247H226V248H227ZM240 247H241V246H240ZM257 247H258V246H257ZM261 247H262V246H261ZM67 248H68V247H67ZM67 248H66V249H67ZM70 248H69V249H70ZM76 248H77V247H76ZM82 248H84V247H82ZM82 248H81V249H82ZM101 248L103 249V247H101ZM113 248L115 249L114 246H113ZM135 248H136V247H135ZM143 248H148V247H143ZM164 248L166 249V245L164 246ZM164 248H163V249H164ZM178 248H180V246H179ZM178 248H177V250H178ZM188 248H190V247H188ZM241 248H242V247H241ZM244 248H245V247H244ZM255 248H256V247H255ZM255 248H254V249H255ZM258 248H259V247H258ZM66 249H65V250H66ZM69 249H68V250H69ZM81 249H80V250L77 249V251H78V250L81 251ZM89 249H90V248H89ZM99 249H100V248H99ZM133 249H134V248H133ZM133 249H132V250H133ZM138 249H139V248H138ZM152 249H153V248H152ZM152 249H150V250H152ZM205 249H206V248H205ZM259 249H260V248H259ZM261 249H262V248H261ZM68 250H67V251H68ZM106 250H107V249H106ZM118 250H119V249H118ZM118 250H116V251H118ZM120 250H121V248H120ZM120 250H119V251H120ZM124 250H125V248H124ZM127 250H128V248H127ZM141 250H142V248H141ZM168 250H169V247H168ZM197 250H199V248H197ZM213 250H215V249H213ZM213 250H211V251H213ZM248 250H250V249H248ZM251 250H252V249H251ZM255 250H256V249H255ZM19 251H20V250H19ZM23 251H24V249H23ZM48 251H49V250H48ZM62 251H63V250H62ZM62 251H61V252H62ZM70 251H72V250H70ZM70 251H68V253H70ZM73 251H74V250H73ZM129 251H130V250H128V252H129ZM147 251L150 252L149 250H147ZM152 251H153V250H152ZM160 251H161V250H160ZM164 251H165V250H164ZM164 251H162V253H163ZM186 251H188V249H187ZM190 251H189V253H190ZM201 251H202V250H201ZM233 251H234V249H233ZM240 251H241V250H240ZM21 252H22V250H21ZM21 252H20V253H21ZM33 252H35V251H33ZM37 252H38V251H37ZM37 252H36L35 254H37ZM82 252H84V250H83ZM87 252H88V251H87ZM89 252H90V251H89ZM97 252H98V251H97ZM122 252H123V251H122ZM124 252H125V251H124ZM132 252H133V251H132ZM134 252H135V251H134ZM138 252H139V251H138ZM166 252H167V254H168V251H165L164 254H165ZM169 252H170V251H169ZM181 252H182V249H181ZM215 252H217V251H215ZM220 252H222V251H220ZM223 252H224V251H223ZM244 252H245V251H244ZM7 253H8V252H7ZM27 253H28V252H27ZM65 253H66V252H65ZM98 253H100V252H98ZM140 253H141V252H140ZM146 253H147V252H146ZM156 253H157V252H156ZM162 253L160 252V254H159V253H158V254H159V255H162ZM183 253H186V252H182V253L180 254V256H181ZM197 253H198V252H197ZM213 253H214V252H213ZM235 253H236V252H235ZM258 253H259V250H258ZM39 254H41V253L39 252ZM55 254H56V253H55ZM57 254H58V253H57ZM66 254H67V253H66ZM79 254H80V253H79ZM79 254H78V255H79ZM83 254H84V253H83ZM90 254H91V253H90ZM92 254H93V253H92ZM108 254H109V253H108ZM112 254H113V253H112ZM112 254H111V255H112ZM116 254H117V253H116ZM116 254H114V255H116ZM120 254H121V252H120ZM120 254H118V255H120ZM124 254H125V253H124ZM124 254L122 253V255H124ZM144 254H145V253H144ZM150 254H151V253H150ZM164 254H163V255H164ZM167 254H166V255H167ZM174 254H175V253H174ZM176 254H177V253H176ZM186 254H187V253H186ZM203 254H204V253H203ZM210 254H211V253H210ZM215 254H216V253H215ZM223 254H224V253H223ZM249 254H250V253H249ZM251 254H252V253H251ZM256 254H257V253H256ZM262 254H264V253H261V254H259V255H261V257L264 258V256H262ZM37 255H38V254H37ZM63 255H64V254H63ZM75 255H76V254H75ZM75 255H74V256H75ZM126 255H128V253H127ZM137 255H138V254H137ZM155 255H156V254H155ZM163 255H162V256H163ZM166 255H165V256H166ZM183 255H184V254H183ZM187 255H188V254H187ZM187 255H186V256H187ZM190 255H191V254H190ZM211 255H213V254H211ZM233 255H234V254H233ZM245 255H246V254H245ZM44 256H45V255H44ZM46 256H47V255H46ZM54 256H55V255H54ZM54 256H53V257H54ZM58 256H59V254H58ZM64 256H65V255H64ZM92 256H93V255H92ZM96 256H97V255H96ZM96 256H95V257H96ZM108 256H109V255H108ZM150 256H151V255H150ZM150 256L147 255L146 257H150ZM153 256H154V255H153ZM172 256H173V254H172ZM177 256H178V254H177ZM180 256H179V257H180ZM186 256H184V257H186ZM188 256H189V255H188ZM188 256H187V258L190 257V256H189V257H188ZM191 256H192V255H191ZM196 256H197V255H196ZM206 256H207V255H206ZM215 256H216V255H215ZM215 256H214V257H215ZM218 256H219V255H218ZM221 256H222V255H221ZM221 256H219V257H221ZM224 256H225V255H224ZM247 256H248V255H247ZM247 256H246V257H247ZM249 256H250V255H249ZM251 256H252V255H251ZM253 256H254V254H253ZM257 256H258V254H257ZM19 257H20V256H19ZM23 257H24V256H23ZM23 257H20V258H23ZM70 257H71V256H70ZM86 257L89 259L88 256H86ZM123 257H124V256H123ZM126 257H128V259H129V255L126 256ZM156 257H157V256H156ZM160 257H161V256H160ZM160 257H159V259H160ZM167 257H168V256H167ZM192 257H193V256H192ZM199 257H200V256H199ZM211 257H212V256H211ZM255 257H256V256H254V258H255ZM20 258H19V259H20ZM67 258H68V257H67ZM67 258H66V259H67ZM72 258H73V257H72ZM98 258H99V257H98ZM130 258H134L133 260L136 261V259H135L136 257H130ZM143 258H144V255H143ZM152 258H153V257H152ZM162 258H163V257H162ZM165 258H166V257H165ZM175 258H176V256H174L173 260H174ZM190 258H191V257H190ZM197 258H198V257H197ZM206 258H208V257H206ZM238 258H239V257H238ZM241 258H242V257H241ZM241 258H240V260H242ZM24 259H25V258H24ZM37 259H38V258H37ZM81 259H83V258H81ZM85 259H86V258H84V260H85ZM93 259H94V258H93ZM116 259H117V257H116ZM118 259H119V258H118ZM138 259L141 260V256H140V258L138 257ZM159 259H158V260H159ZM181 259H182V258H181ZM184 259L186 260V258H184ZM184 259H182V260H184ZM198 259H200V258H198ZM201 259H202V261H201ZM201 259H200V261L203 262V258H201ZM247 259H248V257H247ZM247 259H246V260H247ZM252 259H253V258H252ZM257 259H258V258H257ZM257 259H256V260H257ZM259 259H261V258H259ZM20 260H21V259H20ZM59 260L62 261L63 259L60 258ZM79 260H80V258H79ZM86 260H87V259H86ZM91 260H92V259H91ZM122 260H123V259H122ZM125 260H126V259H125ZM130 260H131V259H130ZM142 260H143V259H142ZM147 260H148V259H147ZM162 260H163V259H161V260H159V261L162 262ZM168 260H169V259H168ZM176 260H177V258H176ZM182 260H181V262H182ZM193 260H194V259H193ZM227 260H228V259H227ZM227 260H226V262H224V261H223V262H224V263H228ZM233 260H234V257H233ZM240 260H239V261H240ZM243 260H245V259H243ZM249 260H250V258H249ZM249 260H248V261H249ZM256 260H255V261H256ZM37 261H38V260H37ZM40 261H41V260H40ZM57 261H58V260H57ZM57 261H56V262H57ZM64 261H65V260H64ZM80 261H81V260H80ZM80 261H77V262H80ZM97 261H99V260H97ZM138 261H139V260H138ZM143 261H145V260H143ZM166 261H167V260H166ZM166 261L164 260L165 263H166ZM171 261H172V260H171ZM189 261H190V260H188V262H189ZM197 261H198V260H197ZM206 261H207V260L205 259L204 263H206ZM208 261H210V260H208ZM248 261H247V262H248ZM258 261H260V260H258ZM261 261H262V260H261ZM7 262H8V260H7ZM16 262H17V261H16ZM23 262H24V261H23ZM23 262H22V263H23ZM51 262H52V261H51ZM51 262H50V263H51ZM77 262H76V260H75L74 263L77 264ZM88 262H89V261H88ZM90 262H91V261H90ZM92 262H93V261H92ZM94 262H95V261H94ZM136 262H137V261H136ZM164 262H163V263H164ZM168 262H169V261H168ZM249 262H251V260H250ZM253 262H254V260H253ZM253 262H252L251 264H254ZM35 263H36V262H35ZM44 263H45V262H44ZM48 263H49V262H48ZM52 263H54V262H52ZM57 263H60V262L58 261ZM71 263H72V261H71ZM80 263H81V262H80ZM131 263L134 264L135 262L132 261V262H130V264H131ZM137 263H138V262H137ZM139 263L141 264L140 261H139ZM153 263H156V261L154 262V260H153ZM170 263H171V262H170ZM178 263H179V262H178ZM199 263H200V262H199ZM204 263H203V264H204ZM219 263H220V262H219ZM243 263L246 264L245 262H243ZM255 263H256V262H255ZM257 263H258V262H257ZM257 263H256V264H257ZM261 263H262V262H261ZM29 264H30V263H29ZM37 264H38V263H37ZM55 264H56V263H55ZM61 264H62V263H61ZM63 264H64V262H63ZM72 264H73V263H72ZM78 264H79V263H78ZM88 264H89V263H88ZM180 264H181V263H180ZM188 264H189V263H188ZM190 264H191V261H190ZM196 264H197V263H196ZM206 264H207V263H206ZM216 264H218V263H216ZM232 264H233V263H232ZM234 264H237V263H234ZM239 264H241V263L239 262ZM258 264H259V263H258Z\"/></svg>",
    "mask_w": 264,
    "mask_h": 264
}]
</instances>
